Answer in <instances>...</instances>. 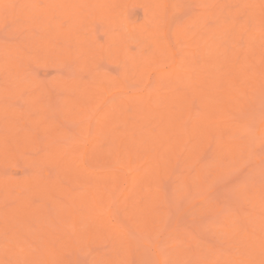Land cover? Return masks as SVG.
Returning a JSON list of instances; mask_svg holds the SVG:
<instances>
[{
  "label": "rangeland",
  "instance_id": "rangeland-1",
  "mask_svg": "<svg viewBox=\"0 0 264 264\" xmlns=\"http://www.w3.org/2000/svg\"><path fill=\"white\" fill-rule=\"evenodd\" d=\"M18 1L19 0H17V1L16 0H13L12 4L9 2L8 5L6 4V5L2 6V7H0V16H1L0 17V105H1V109H0V153H1L0 154V158H1V160H0L1 161L0 162V213L2 214V215L0 214V216H1V218H0V221L1 222L0 223H3L0 226L1 227H4V228H2V232H4L5 230H6V232L8 231L7 234H5V233L2 234V232L0 231V240H1L0 241V248H2V250L0 249V251L4 252L3 251L4 248H5V250H7L8 249V245L7 244H9L10 242H12L11 239H8L11 236V234H12L11 233V229L9 227H5V225H4L5 220H6V223H9V225L14 226V230H16V231L18 230V233H20L23 236L22 237V242L20 241L19 244L16 245L15 250L17 251V254L20 255V254L28 253L29 251L30 252L33 251L32 253L36 257V259H35L36 261L35 260H32L31 262L30 261H26L25 264H47V262H48L47 259H49V261L52 264L55 255H54V257H52V259L49 258V257L53 253H55V254L57 253L56 254V258L57 259L59 258V260H57V259L55 260L54 259L55 262L53 264H67V263L68 264H96V263L97 264H104V262L107 261L106 259L111 258V257L114 258L113 257L114 255H115V257H117L116 259L118 260V261H116V259H115V262L117 264H118V262L120 264H122L121 261H125L126 257H125L124 260H121V258H124L125 255H128V254H124L122 252H124V251L127 252V247L126 246H127L129 240H133V241L136 240L139 243H142L143 242L142 243L143 245H141L142 247H140V245L137 243V247H139L140 249L139 248H136V249H133L132 248L133 250H135V252L138 251V250L141 251L142 248H143V250H142V252L138 251L137 252L138 254H136L134 252V255L132 254V256H130L129 258L127 257L126 261L129 259L128 260L129 261V264H141V261L139 262V260H140V258L142 260V255H145L143 257L146 258V259L144 258L145 260H142V263H144V264H147V263L148 264H163V263L164 264H179V263H177L179 261H180V264H181V261L182 260H183L182 261V264H183V262H184V264H202L201 262H203V264H211V262H212V264H214V263L215 264H233V261L236 262V263H238L237 261L239 259L242 262L243 261V258H244V260L245 259L250 260L248 264H251V262H252V264H254V263L257 264L258 262H261V260H262L261 258H262V255H263L262 254V251L260 252L261 254L258 253L260 255H258L256 253V256H255V254L253 256V254H252V257H251V255L249 253H247L248 252L247 250L251 249L252 246L255 245L258 242L257 239H263L264 238L263 235H262V233H261L264 230L263 229L264 228L263 227L264 225L263 224H260V221H259L260 216L261 215L262 216L264 215V203H262V202H264V175L260 176L261 175V172H260L261 169H264V165H263L264 164V142H263L264 140H262V139H264L263 138L264 137V131H261V125L264 122V91H260L259 93H257L259 91V88H257V85H256L255 82L260 79L258 76L257 77L259 79L257 78V80L254 82V81H252V79L249 80V78L246 79L245 77H242V73L241 72H239V74L237 73L238 74V78H239V82L242 83L241 86L242 85H245V86L243 88L240 87L239 86V82H238V84L235 85L236 87L238 85V88H235L236 90L234 89V84H233V86H231L236 91V92L234 91L235 93L233 94L234 99L232 100L233 97L230 96V97H232V98H230L228 96L229 98L228 97H226V98H228L229 100L231 99L230 102H232V103H230L229 101H226L225 103L228 104L226 106H228L229 109L232 107L231 109H233V110H231V109L229 110L228 108H225L224 107L226 109V112H225V115L222 114V115H224L223 117L220 114V112L223 113V110L224 109L223 110L221 109L220 112H219V110L218 111H215L216 112L215 115L219 112V116L217 115V118H215V119H219V121H222V122L225 121L223 123H228V126L230 128H228V131L227 132H229V133H231V130L233 129L232 127L236 126L237 120H239V123H237V124L240 125L241 128H242V126L243 127L246 126L245 129H246V131L249 134V135L247 134V136H246L245 133H243L242 129H235L236 130V133L235 132L231 133L230 134V137L228 136L229 138H227L226 136H223L224 141L225 140H229L227 142H230V140L231 141H234V139L237 140V141L239 140L238 141V144L236 143V141H234V143L237 144L236 146L238 148H242V146L246 147V148H244L245 149V152H243V153H242V151H244V149H237V147H236V150L237 151H239V150L241 151L242 150L241 151V154H242V157H243V158H241V156H239L240 157L239 159H234V161L235 160L238 161L237 163H235V162L232 161L233 160V158H232L233 156L232 157L231 156H228L227 153H226V151H227L226 148H222L223 147L222 145L220 147L222 148L223 151H225V152H223V153H225L224 154L225 156L222 155L223 153L220 154V156H218V158L220 157L221 161L218 162L217 155L214 156L215 155V151H214L213 145H212V144L215 145L216 142L209 143L210 141H213L214 138H215V141H216L218 139V138L216 139V137H218V136L214 137L215 136L214 135V136H212L211 139H208L207 138L208 139V142L206 140H203V139H205V137L204 138L202 137L201 138L202 139L201 141H204V142L206 141L205 142L206 143L205 146L208 145V147H206L207 150L205 148H203L205 146L200 147V146H202V142L200 141L201 144L198 145L199 148H200V151H198L199 149H197L196 150V153L194 152L195 154L192 155V157H189L191 155H188L187 153L184 154L183 151H186V150L183 149L181 151V153H177L176 154V156L179 157V158H177V159H179L178 162H177V160H174L172 158V157H174L175 153H173V151H171V150L168 151L167 156L170 155V162L172 163V165H171L172 167H169V169L168 168H163L162 169V173H161L162 177H164V176H166V177L165 178H159V181H158V179H155L158 182L157 181L154 182L155 181L154 180L151 183H149V186H146L147 184L145 185L143 183L144 181H142L141 179H142V177H144L145 174H147V172H146L147 169L145 170V168L146 167L148 168V166H150V164H153L152 161L154 159H152V158L155 155L156 150L158 149V145H159L158 144L159 142L155 141V138H153L152 132L159 131V127L161 128L163 126V124L166 122V120L168 119L163 114H158L151 121H149L148 123L143 124L142 126H135V127H132L131 126V127H129V129L126 127L125 123H123L121 120L118 119L115 122V126L113 125V128H114L113 131L116 129L115 130L116 133H115V131L114 132L113 131L110 132V134L111 133L112 134L114 133V134L120 135V139H124L123 145H125V144L127 145L128 143L131 144L134 139L136 141H140V142L143 140L142 142L144 144L141 143L142 145H139V146L138 145L137 146L135 145L136 148H134L132 150L133 159H134L133 160V163H137L138 164L139 161H140V163L142 162L141 165H140V163L138 164L140 166L139 172H135V171L133 172L134 169L133 170L130 169L131 171H127V172L124 171L126 169H129L127 167L124 170H119L120 171L119 172V171H117L118 169L116 167V163L113 162L112 160L110 162H108L109 159L107 161H105V162L110 163L108 167H105L106 165L104 163H101L100 165H97L98 163L101 162V161H99L101 159H99L98 162H96V165L97 166H95L94 162H93L92 165H90L91 166V169H92V167L94 168V166H95V168L92 169V171H94V172H88V173H86V171H84L85 172L84 173L85 174V180L84 179L82 180L83 183L85 181L84 184H78V183H81L80 180H78V181L77 180H73L75 182V184H73V183L71 184L70 182L69 183L67 182L68 179L66 180V177L67 176L65 177V175H64V171L65 170L62 168L63 169V171H62V169L60 168L61 166L60 167L55 166L52 163V160H51V156L54 153V152H52L53 148H56L55 149V151H56L57 150V147L59 148L62 145L63 147L66 148V149L64 148L66 150L65 151L66 152V155L69 153L68 155L70 156V153L71 154L72 153L74 154L73 151H75V155H73V154L72 155L73 156H76V154L79 151V149H80L81 146H82V148H87V146L89 147V145H91V143L93 142L92 139L94 137H95L94 138V140H95L94 143H99V145L103 146L104 148H105V146H107V148L110 147V146H114L115 147L116 146L115 144H117L116 142H118L117 138H116V140L113 141V139H111L112 138L111 136H113V135H110V136L107 135L106 136L104 134H101V130H100V132H98L99 130H97V128H94L95 126L94 127L93 126L91 127V130H90V131H92V132H90V135L92 134L91 135V138H90V135L85 136L86 133L80 134V133L77 132L78 130L75 129V128H77L79 126L80 121L81 122L83 121L82 124H85V122H88L89 121V122H91L92 125L95 124L96 127H98L99 125L101 126L100 123L102 122V118H100L101 116H99L98 113H101V111H104V109L107 108V106L109 107L111 103H113V102L115 103V105H113V107L115 106V108L118 109L116 113H118V112L119 113H124L125 111L124 112L123 111L121 112V109L122 110H125V107L127 108L129 106L126 109V112L128 111V113L129 112L132 113L131 115H129L132 118L129 117V119L131 118V121H136L138 119V117L136 118V117H134L132 115H134L136 113L135 111L137 110L138 106H137V108L135 107L136 110H133V109H135L133 104H131V108H130V105H129L130 103H128V105H125V104H123L121 106H118L117 105V107H116V102L118 103L121 99L126 100V98H127L126 96H128L129 94L130 95L131 94H135L134 95V97H135V96H137V95H139L141 93H144L143 91H149V90L151 91L152 90V92H154L155 89H156V91H159L160 93H162V96H163V94L164 95H173V94H175V93H172V91H174V90H176V91L178 90V93H179V89H182L180 91L186 92L187 89L186 88L184 89V85L181 82H179V81H176V84H178V87H176V88H175L176 84H175V86L172 85V87H170L169 85H167L168 83L166 84V82H165V86L163 84L158 86L157 85V82H156V79H155L156 78V75H154V71L151 73L150 76L147 75L148 73L145 74V76H143L144 78H142V76H141V78H142L141 82H140V80L135 81L137 79L136 76H135L136 79L134 78L135 80H132L133 78H131L132 76H130L129 79H131L132 81L131 80L129 81L128 78H125L127 80V82L128 81L131 82L130 83V86L128 85L129 84L128 83V84H126L123 87L125 89H121L122 88L121 86L124 85V83L126 82L125 79H124V81H125L124 83H122L120 81H119V83L118 82H115V83H118L119 84V87H121V88L119 89L117 87V89H119V90H117L116 89L117 84L115 85V83H114V86L115 87H113V86L111 87L113 89V93H112V91H110V86H109L108 91L107 92L105 91L106 92V96H105V94H103L104 91H100L99 92L97 89H95V88H98L99 85H101V80H100V78L97 77V74L99 73L96 70L97 68H98V70L103 71L102 77H103V75H106V73L108 74L109 77L110 76L112 77L113 75H114L113 77H116L117 76L116 77L117 79H118V77L121 78V76L124 77V74H123L124 71L123 70L127 71L126 67L129 69L128 72H130V73L133 74V72L135 71L134 63L132 64V66H133L132 69H131V66L129 68V65L132 63L131 58L133 59V54L134 55H137L138 53L141 52L143 54L145 53L144 55L145 56L147 55V57L150 56L154 52V51L153 52H150V51H151V49L153 50L155 48V46H154V43L148 42V41H151V40L153 41L152 38H154V37L156 39V37H157L156 34L158 35V33L160 34L159 35L160 37L158 36L157 38H161V40H163L165 42L164 38L166 37L165 39L166 40L168 39V42L170 43L169 45L171 47H173V49L176 51L177 54L179 53L178 56L185 57V59H183V61H187L186 60V57H190V59H191L192 58V54L194 52L197 53V55L195 54L196 56L193 54L194 58H196V60H194V61L195 62L197 61L196 62V67L190 68V67H193V65L195 66V63H193L192 65L189 64V65H191L190 67H189V65H187L191 70L193 69L192 70V74H193L194 79H195L196 73H197V75H200L202 73V75H200V77L198 76L199 78H201V76H203V74L205 73L204 71L207 68V65H205V66L203 65L207 61L205 60V58H201V55H202L203 51H205V49H206L205 52H207L206 55L208 56L209 49L212 48L213 44H215L216 42H218V43H216V46H218L217 50H218V54H219V55H217V54L216 55H217V58L220 61V63H222V65L220 64L221 66H218V67H220V69L223 68L222 66L225 64L224 62L228 61L229 59H233V57L236 56L237 54H239V56H238V58L236 60V62H238V64H239V61L242 59L241 56H244V55L246 56L247 55L251 59H253V63H255L254 65L258 66V67L253 66V67H256V69L260 67L259 64H261V66L264 65V64H262L260 62L261 59H262L261 61L264 60V51L261 50L262 47H264V11H263L264 9H262V11H261V9H258V7H256L257 10L254 9L255 7H253L254 12H251V10H250L252 8V6L250 4L253 5V3H255V2L259 3V0H253L252 2L250 0H248L251 3L250 4L248 2L247 3L251 7L247 5L246 0H245V3H244V0H213V2L211 1V3H207L206 0H205V3H204L203 0L202 1L199 0L200 2H203L204 5L206 3L209 4V5H212L214 2H216L217 5L215 3H214L215 4L214 6H209L208 5L209 6V10L208 11L209 12H212L213 11V9H211V7H214L216 9L219 8V9H217V11L219 10L218 11V14L220 13L218 15V17L213 12L212 13V16L214 15L215 19H214V17H213V19L212 18H209V17H208L209 19H206L207 17H205L203 19L204 16L203 17L201 16L203 20L201 18L200 19H197V18H199L198 16L200 15V13H203L204 14L205 11L207 12V9H208V6H206L207 4L204 7L205 9L206 8L207 9L204 11V9H203V6L204 5L201 4L200 2L197 3L196 1H198V0H184V1L183 0H178V1L172 0L171 1L172 4L171 3H168V1L170 2V0H166V1L165 0H162L164 2L163 4L165 6H163V4H160V7H161V5L163 7H165L163 9L161 7L162 11L164 9H165L164 11H167L168 10V12L167 13L165 12V13H166V15H168L167 17L169 19H171L170 20L171 22L168 23V25H167V22L169 20L167 19V21H166V19H165L166 17H163V16L161 18L158 17V19L160 18L159 20L161 21L162 24L165 23L163 25L164 27H159L160 26V21L157 20V19H155L159 14H160L159 16H161V13L158 14V12H157L158 15L155 14L152 18L149 17L150 16V15H148L149 13L148 14L145 13V10L146 9H147L146 12L150 11V10H148L149 9L148 7L146 8V6H147L148 3H149L148 6H150V9L152 11V6H154V0L153 1L152 0H148L149 2H147V0H144L146 2L141 1V0H134V2H132V3H130V1H133V0H126L125 2L127 4H125V3L124 4L127 5V6L125 8H124V4H122L123 2L120 3L121 0H119V3H118V0H113V1L112 0H108L109 3H110V6L113 5L112 8L114 10L116 9L115 12L118 11V16L114 12V14L116 15L115 16V19H114V22L116 20V22L118 21L117 23H120L118 25L115 22V24H117L118 27L121 26V27H119V29H118V27H116L115 29H113L115 24H113L112 21L110 22L108 20V19H112V17L111 18L109 17L107 19L105 17L106 15L104 16L103 13H100V12L97 15H96V13H94L96 16L94 14L90 16V14H88L90 10L89 9L87 10L85 5H84L85 7L82 6L85 2L83 4H81L80 3L81 1L80 2L77 1L79 7H81V10H80L81 12L79 13L80 14V17L79 18H81L82 22L80 20H77V18H76L77 22L75 20V16L74 15L77 14L76 13L77 12L76 11L77 8L75 10V8H73V7L71 8L70 7L67 10V12L64 13V12H61V7H60L59 4H57L55 6H59L58 7V10H56L58 12H56V14L54 15L55 26L57 27V29H60L59 28V24L61 25L62 29H64V30L65 29H70L72 27L74 28L76 26L75 28L77 29V27H78V29L77 30L75 28L74 29L76 31H78L77 34H81L80 32L83 31L82 32L83 35L81 34L82 35L81 38H84L85 35H86L85 36V39H87L86 38L87 36L90 37V38H92L90 40L88 39L89 40V43H90V41H92L91 42L92 44H88V46H86L87 45V43H86L87 41H84L83 42V43L86 44L85 46L87 47V49H86V47L84 49L83 43H82V45L81 44L79 45V43L77 44V42H76L77 38H76V36L73 37V35H74L73 33L71 35V37H73V40H72L71 37H67L66 36V34L64 33L65 31L58 30V35L59 36H58V38H56L57 37L56 36L57 30H56V33L53 35L54 37L53 38L51 37V39H50V43L53 44V41H54V45L56 46L57 44L60 45L61 43H63L64 42V39H66V40L69 39L68 40L69 41L68 44H70V45L68 47H69V49L72 48V49H70L71 51L69 50L71 53H68V51H67L68 49L65 50L64 52L71 55L72 54V51L74 50V54H72L73 56L71 55L72 57L70 55H68V54H65L64 55V53H61V52H63V44H61L62 46H60V47L58 45L59 48L62 47L61 48L62 50L60 49L61 52L59 50H57V49H59L58 47H55L54 45L53 46L56 48V50H54V53H55V51H58L59 52V53L57 52L56 55L58 54L59 56H62V57H64V56L67 55V57H64V59L65 60L67 59L68 62L70 61V63H69L70 65H68V62H66L62 57H60V59H62V61L64 63H62V64L60 63L58 65L57 64V62L59 61V56L58 55H57L58 56V60L57 61H56L57 58L54 57L53 54L52 55L48 54L50 56H47V58H45V56L47 54V52H46L47 51V48L45 49V47L43 45L45 44L44 43L45 39H47V35H45L46 30L45 29L43 30L42 28H44V27L42 26V28H41V25L37 24V21H39L38 19H40V21H42L44 19V16L43 15H35V11H37L39 9V6H40V8L48 7V6H46V3H47V5H49V4L51 5V4L54 3L55 0H42V1H40V0H30V1H32L31 2L32 3L31 7L33 5H35L36 7L34 6L35 8L34 7L33 8H30V7H28L26 5L28 9L24 6L25 8L23 10H22V7H19V6H23L24 5L23 4V1H26V0H22V1L20 0L19 1V4L17 5ZM61 1H63V0H61ZM151 1H152V3H150ZM156 1H155V3H156ZM158 1H161V0H158ZM158 1H157V5L159 3ZM241 1H243V3ZM261 1L264 3V0H261ZM165 2H167V3L165 4ZM223 2L225 4V6H222L221 5ZM15 3H16V5H15ZM39 3L41 5H39ZM160 3H162V2H160ZM179 3H181V4L179 5ZM120 4H122L123 7H120V6H122ZM169 4H170L171 7H169ZM174 4H177V5H174ZM242 4H243V6H242ZM43 5H44V7H41ZM118 5H120V6H118ZM219 5H221V6L219 7ZM244 5H246V7H244ZM260 5L261 4H259V5L257 4V6H260ZM177 6H179V7H177ZM92 7H94V6H92ZM117 7H120L121 10H120V8H117ZM167 7H168V9H167ZM174 7L176 9H170V8H174ZM225 7L227 9H225ZM122 8H123V10H122ZM154 8L157 9L158 7L155 6ZM220 8H222L221 10H223L224 12L223 11L221 12L220 11ZM263 8H264V4H263ZM15 9L19 13H17ZM29 9H31V10H29ZM24 10L25 11H27V10L30 11L35 16H29L28 15L29 17H31L30 19H29V17L26 18L24 16H21V13ZM169 10H170V12H169ZM210 10H212V11H210ZM258 10L261 11V12L259 14H256V13L259 12ZM25 11L22 13L23 15H25V14L27 15L28 14V11H27V13ZM73 11H75V12H73ZM95 11H96V7H95ZM119 11H122L123 13H120ZM158 11H161L160 8H159ZM96 12H98V11H96ZM153 12H154V10H153ZM153 12H152L151 15L154 14ZM209 12H208V15L210 14ZM250 12L253 15H251ZM119 13L124 18V20L122 19L123 20L122 21L123 24L121 23V21L118 20L119 18L120 19L122 18L119 15ZM165 13H162V15L163 14L165 15ZM221 13H223V15H221ZM196 14H198V16ZM216 14H217V12H216ZM102 15H103V17H102ZM194 15L197 16V18H196L197 20H195V19L194 20L193 19L191 20V17H194L195 18ZM208 15H206V16H208ZM77 16H78V14H77ZM209 16H211V15H209ZM99 17H101V18H99ZM145 17H148L150 19V21H149V19H147V23L148 22L151 23L153 21V19L155 20V22L156 21H159V22H156V25H159L158 27L156 26V28L154 26L155 22L151 23L150 25H148L149 23L146 24V22H144L145 25L148 26V28H152L153 27V30H155L156 32L153 31L152 33L155 36L153 35V37L151 38L150 35L152 36V34H149L150 32H147L148 30H146V32L148 34V35L147 34L145 35L147 37V41L145 42V40H143L144 39L143 38L144 35H143L142 38H141V36H139L141 38V40H143V42H140L139 41L140 38L138 37L139 34L137 36H134V37L131 36L132 35L131 34L130 35L131 37H129V40H128V43L129 44L127 43V45L129 47L126 45L127 48H124V50L125 49H128V53H127V50H126V51H124V53L126 52L127 55L126 54H123V57L125 55L127 56V57L125 56L126 58H125V63H124L126 66H124V65L122 66V64L124 62V58L123 57H119V55H118L119 53L118 54L115 53V52H117L115 50H118V49L113 50V48H115L116 46L118 47V43H117L116 39H115V41H111L112 39H110V38L112 36L116 37L115 35L117 34V31H119L120 33H123V34H126V35L129 36V34L132 32V30H130L131 32L129 31V29H130L131 26L130 27H128V26L127 27H124L125 24L126 25L128 24L127 19L129 21V24L128 25L132 24V26H133V25H136V24H139V23H140V25L141 24L144 25L143 24V21L144 20L146 21V18ZM25 18L26 19H29V20H26ZM102 18H105V19L103 20ZM162 18L165 19V22L164 21L162 22V20H163ZM30 20L31 21L34 20V23L32 24ZM201 20H202V22H200ZM225 20H226V22H225ZM185 21L187 22L186 24H185ZM188 21L189 22L190 21H192V22L194 21V25H193L192 22L188 23ZM124 22H126V23L124 24ZM196 22L197 23L200 22V24L198 23V25H197ZM30 23L33 26H37L36 28L38 30L36 28H34ZM191 23H192V25H191ZM226 23H228L226 25L227 28L230 26L228 29L225 28L226 26H224V24H226ZM15 24H16V26H15ZM34 24H36V25H34ZM162 24H161V26H162ZM174 24H175V26H174ZM188 24H190V26H188ZM38 25H39V27H38ZM49 25L50 26H54L52 23H49ZM140 25H139V28H142V26L140 27ZM166 25L168 26V28H166L167 27ZM178 25H180V26H178ZM184 25H187V30L188 31L189 30L192 31V32L191 31L188 32L189 34L192 33V36L191 35H186V32L183 31L185 33L183 35H186L187 36V37L184 36V38H183V35L181 36V34L179 35V34H176V32H174L175 29H177L178 27H181L182 28ZM14 26H15V29L14 30H16V29H18V30H16V31L12 30L14 28ZM30 26L33 27V28L31 29ZM147 26H145V27H147ZM173 27H175V28H173ZM214 27H217V28L220 27L219 30H218L219 33H217V31H216L217 29L214 28ZM123 28L127 29L129 32L127 30L123 29ZM157 28H159V30L161 29V31L158 32V33H157V30H158ZM212 28H214L216 32ZM108 29H109V31H108ZM110 29H111V31H110ZM165 29L167 30V33L168 34L170 33L171 35L169 34V36H168L167 33L165 32ZM223 29H224V31H222ZM232 29H233V31H232ZM33 30L35 31V34L32 32V35H31L30 33ZM168 30H169V32H168ZM209 30H210V33H211V31H214V32H212V34H214V35L218 34V35H216V36H213L212 35L211 36L210 33H209ZM76 31H74V32H76ZM125 31H127L128 33H126ZM185 31H186V29H185ZM135 32H136V30H135ZM172 32L174 33V36H172L173 35ZM107 33H111L110 34L111 36L109 35V37H108V34ZM33 34H34V36H33ZM144 34H145V32H144ZM177 35H179V37L181 36L179 38V40L182 41V42L178 41V39L176 38ZM197 35H198V38H199V36H201L199 38L200 40H202V39L203 40L202 41L196 40V39H198L197 38ZM248 35H249V37L250 36L252 37L251 39H254V40H251V43H249L250 45L248 44V41H246L249 38ZM38 36H42V37L39 38ZM77 36H80V35H77ZM148 36L150 37L149 39H151V40H148ZM162 36H163V38H162ZM190 36H191V38H190ZM36 37L38 38L37 41H39V42L41 41V43H39V42H37L38 44L36 43V40L34 39ZM136 37H138L139 39H137ZM181 38H182V40H181ZM193 38H195V40L197 42L200 41V43L198 42L199 44L197 43L198 46L196 48L194 47L196 45V44H194V43H196V41ZM210 38H211V40H212V38L213 39H216V40L219 39L221 42L219 40H217V41L215 40L214 41L215 43H212L211 40H209ZM57 39H59L58 41H60V42L56 41L58 43H55V40H57ZM60 39H63L62 40L63 42ZM85 39H83V40H85ZM29 40L32 41V44L29 42ZM42 40H44V41L42 42ZM70 40H72L71 42L73 44H71ZM192 40H194V41H192ZM74 41L76 42V48H77V45H78V48H81L82 47L84 49V52L82 51L83 55H82L81 59L86 57V59L87 60L89 59L90 62L88 60V63H87L86 59H85V62H82L83 59H82V61L81 60L80 61H77V60L75 61L74 60V59H79V58H75V55H77V54L80 55L79 53H81V52H79V51L82 50V48L80 50H78V51L75 49V46H74L75 43H74ZM110 41L113 42L114 44L113 43H110ZM138 41H139V43H138ZM189 41L191 42V44H194V45L191 46L190 43H189ZM249 41H250V39H249ZM24 42L25 43H28V44H26L27 46L24 45L25 44ZM65 42H67V41H65ZM93 42H94V44H93ZM105 42H107L106 44L111 45V48H110V46L106 45ZM252 42H253V44H252ZM16 43H17V45H16ZM34 43L37 44V45H35ZM100 43H102L103 45L105 44L104 47L107 50V52H109V55L111 54L110 56H108V53H107V56H105L106 55V50L104 49V47H102V44H100ZM178 43H179V45H178ZM14 44L16 45L17 48H19V47L22 48V46H23V48L22 49L21 48L17 49L14 46ZM125 44H124V47H126ZM18 45H22V46H18ZM96 45H99V47L97 48ZM112 45L113 46L116 45V46L113 47ZM174 45H175V47H174ZM95 46L97 48L96 50H95ZM36 47H37V50H36ZM68 47H67V45H64V48H68ZM89 47H90V49H88ZM204 47H205V49H204ZM29 48L32 51H30ZM38 48H41L42 51H41V49H38ZM102 48H103V51H102V53H100L101 50H102ZM202 48L204 49L203 51L201 50ZM23 49H25V50H23ZM108 49H110L111 51H113V53L110 50H108ZM22 50H23V52L24 51L25 52L28 51L29 53L31 52V54H34V52L36 50L35 53H36L37 56L31 55L32 60H31V57H29V60L30 61H26V58L21 56ZM44 50H46V51H44ZM75 50L78 52L77 54H76ZM87 50H89V51H87ZM131 50H132V52L134 51V53H132V55L130 56L129 54H131ZM136 50L138 51V53L135 52ZM186 50H188V51L186 52ZM197 50H199V51H197ZM200 50L202 51V53H201V55L198 56V54H199L198 52H200ZM93 51H95L94 52L95 53L94 56H93V54H94ZM190 51L191 52L193 51L192 54H190L191 53ZM6 52H12V53L7 54L9 56L11 54V57H12L11 62L15 61V58L17 59L18 57L21 58L20 60H23V63L25 61V64L22 65L21 64L22 61L19 60L20 65L18 64V67H20L21 69L22 68H24V69H22V71H17L18 73L21 72V73H19V75L17 74L18 76L15 74L16 73L15 72L16 70L14 69L15 66L14 67H13V65L12 66H9V64L11 65V62L9 61L11 57L8 59V57L5 55ZM28 52H26V53H28ZM103 52H104V55H103ZM42 53H43L42 56L44 58L42 56H40ZM60 53L62 55H60ZM185 53H186V56H185ZM240 53H241V55H240ZM116 54H117V57L115 56ZM143 54H141V56ZM212 54H214V51L210 55H212ZM128 55H129V57H128ZM3 56L7 57V59L5 57H3ZM92 56H93V58H92ZM218 56L221 57V58H219ZM229 56L231 58H229ZM33 57L35 58L34 60H33ZM38 57H40V60H37V59H39ZM199 57L203 61H201ZM24 58H25V60H24ZM91 58L93 59V61L91 60ZM120 58H123V62H122V60ZM223 58H225V59H223ZM190 59H189V61H190ZM2 60H3V62H2ZM71 60H73V62ZM207 60H208V57H207ZM8 61L10 63H6ZM55 61H56V63H55ZM62 61H59V62H62ZM27 62H29L30 64L27 63ZM78 62H80L84 66L81 65ZM190 62H192V61H190ZM228 62L230 63L231 60L228 61ZM4 63H5L6 66L3 65ZM84 63H87V65L84 64ZM93 63H95L96 65L93 64ZM160 63H162V64H161L160 68L158 67V69H162V68H164L166 70L171 69L172 63L170 61L163 60ZM78 64H80V65H78ZM7 65H8V67H7ZM93 65L96 66V67H92ZM199 65H201V67H199ZM64 66H66V67H64ZM86 66H88V67L90 66L89 67L90 69H94L93 71L91 70L92 73L97 71L95 73V75H94L97 78V80H96V78L94 79V77L92 78L93 74H91L89 68H87V70H89L88 72L90 74L88 72H86L87 71L86 70ZM187 66L185 64V67H187ZM9 67H11V68H9ZM188 67H187V69H188ZM69 68L73 72L72 71L71 72H68V71H70ZM182 68H184V66ZM182 68L180 69L181 70V73L182 74H186L187 69H182ZM5 69H6V71H5ZM11 69H13V70L11 71ZM158 69H156V71ZM201 69L202 70L204 69V71H202ZM23 70L24 71L27 70V71L23 72ZM131 70H133V71H131ZM200 70L202 72H200ZM218 70H219V68H218ZM13 71H14V73H13ZM197 71H199L200 74ZM27 73H29L30 75L32 74L31 76L28 74L30 76V78L27 76ZM130 73H128V74H130ZM188 73H191V71L188 72ZM262 73L264 74V71ZM262 73H260V74H262ZM8 74H9V76H8ZM109 74H112V75H109ZM155 74H156V72H155ZM15 75H16V77H15ZM98 75H100V74H98ZM26 76L29 79H27ZM17 77H18V80L16 81ZM32 77H34V78H32ZM67 77H70L72 80L74 78H77L78 79L77 82L80 84V86L82 85L81 87H83V84L87 81V79H89V80L92 79L91 81H93V79H94L93 82H88L89 81L88 80L86 83L87 84L88 83H91L92 85L89 84L87 86H90L91 85L90 86V88H91V87H93L96 84L97 87L91 88L93 91L90 90V88L87 89L89 91H87L86 88H84L82 90L83 91L82 93H84V90H85V93H87V92L90 93L92 91V93H90L88 95L89 96L92 95V98H91V96H90V98L93 100L95 98L94 96L97 93H98L97 96H99V93L102 92V94L100 95V98H102V96H105V98H106L105 99L103 97V99H102L103 100V103H101L102 102V100H101L100 103L98 102L99 104L98 103L95 104V105H98L99 107L98 106H94V108L97 107V109L96 108H95V110L91 109L92 112L89 113L90 116L86 115L87 118L84 117L85 116L84 114H86L88 112H87V110H86V112L84 111L85 112V113H83L84 116L82 115L83 120H82L81 115H80L79 112H78L79 114L77 115L76 118L68 119V120H67L68 117L64 118V116H65V114H63L64 112H61L64 116L60 113V111L64 107H66V111H67V108L70 106L69 104H71V103H69V102H71V101H69L71 98L72 99L73 98H76L77 99V97L74 96L75 95V91L73 92V90H71L70 88L66 87V85H64V84H66L65 81H70V79H68ZM104 77H106V76H104ZM145 77L148 78V79H146V81H145ZM196 78H197V76H196ZM82 80L83 81L86 80V81H84V83H82L83 82ZM195 80H196V82L198 81L197 79H195ZM80 81H81V83H80ZM97 81H98V83H97ZM133 81H135V83ZM205 81H206L205 78L204 79L201 78V81H200L201 83L199 81H198L199 84L198 83L196 84V82H194V81H193V83L195 85H199L200 86V89H201L202 87L205 88V85H204V82ZM248 82H250V84L254 86V87H252V89L250 88V86L249 87L247 86V85H249ZM260 82H262V81L260 80ZM62 83H64V84H62ZM262 83H264V82H262ZM201 84H202V86H201ZM18 85H20V87L17 89ZM111 85H113V83ZM255 85H256V87H255ZM127 86H128V88H127ZM199 86L197 87V89L199 88ZM22 87H24V88H22ZM99 87H101L100 90H103L102 86H99ZM163 87H166V88L164 89ZM173 87H174V89H173ZM246 87H248V88H246ZM261 87H264V86L261 85ZM65 88H67V91H66ZM126 88L128 89V91H127ZM137 88H139V89L141 88V89L140 90L138 89V91H136ZM170 88H171V90H170ZM220 88H222V87H219L218 92H219ZM237 89H240V91H238ZM261 89L264 90L263 88H261ZM250 90H253V91H250ZM94 91L97 92V93H94ZM120 91H121V93H120ZM208 91H210V90H208ZM221 91L222 90H220V92L217 94V96H219L221 98V99H219V102H221V100H222V102L225 101V98L224 97L227 96V95H229V94L231 95V93H232V92L231 93L228 92L229 94L228 93H225V96H224V91H222V92ZM230 91H233V90H230ZM189 92H190V95H188V96H190L191 98H193L192 99L193 101H191V102H194V103H191V111H189V113L191 115H193V117H191V118H190V116L187 117L188 114H186L187 115L186 117L188 118L190 125H187V123H185L187 125V127H186V125L184 124V126L186 128L185 131L187 130L188 127L193 126L191 124V122H190L191 120H192V123H193V122H195L200 117L201 110H199V109L200 108L202 109V107H199V106H200L201 103H203V101L205 99L204 97H202L203 98L202 99L201 96H200L198 98H195V100H194L193 92H191V91H189ZM82 93H80V94H82ZM111 93L113 94V96H112ZM78 94H79V92H78ZM80 94H79V97L80 98L82 97L83 100L81 99V102L80 101L79 102H76L77 104H74V105H78V103H80L79 107H82V101L87 104L88 102H86V100L88 99L89 96L87 95V98H86L85 97L86 95H84V96L82 95L81 96ZM222 94H223V97H222ZM27 96L30 97V98L29 99L27 98V100H26V97ZM97 96H96V99H100ZM117 98H118V100H117ZM198 99H199V103H200V101H202L200 104L197 101ZM235 99H238L237 101L239 102V104H237V101ZM110 100L113 101V102H110ZM67 101H69V102L67 103ZM75 101H77V100H75ZM87 101H89V100H87ZM94 101L96 102L95 99H94ZM132 101H133V99H132ZM233 101H235L234 105L233 106L232 105L229 106V104H233ZM240 101H241V103H244V105L241 104ZM89 102H91V101H89ZM106 103H108V104H106ZM225 103H224L223 106H225ZM245 103H246V105H245ZM102 104H104V105H102ZM41 105L43 106V108H42ZM192 105H193L194 108H192ZM240 105H243L244 108H246L248 106L246 110H243L244 111V115L241 113V110L243 108H242V106L240 108L239 107ZM84 106H85V104H84ZM87 106H89V105L87 104ZM160 106H162V104ZM113 107H111V108H113ZM172 107L174 108L175 105L172 106ZM75 108H77V107H75ZM75 108H73V109H75ZM139 108H140V106H139ZM237 108H239V109H237ZM81 109L82 108H80V111H81ZM85 109H87L86 106H85ZM88 109H89V112H90V108H88ZM7 110L9 111L8 113H7ZM12 110L13 111H16V112H13L11 114L10 111H12ZM131 110H133L134 112H131ZM56 111H57V113H55ZM235 111L237 112V115H234L235 114ZM51 112H52V114H54V113L55 114L52 115ZM14 113H17V114H14ZM12 115H19L18 116L19 118L18 117H15L14 118V116H12ZM91 116H93V117H91ZM195 116H196V118H195ZM23 117H24V119H23ZM27 118L28 119L31 118V119H34V120H36V119L39 120L40 119V121H38V123H37V121L31 120V119L28 120ZM193 118H195L194 121H193ZM227 118H228V120L230 119V122L231 123L228 120H226ZM236 118H238V119H236ZM59 119H62V120H59ZM94 119H95V121H94ZM99 119L101 120L100 122H99ZM30 120L31 121H34L35 123L32 125L31 123H33V122H31ZM231 120H233V121H231ZM10 121H11V124L13 126H15V128L12 127V125L9 124ZM41 121H44V124L48 125V127L50 125V129H48V128L47 129L50 130L49 132H51L52 134L47 135V132H43V134H42V131L43 130L41 131V133H38L40 131H38L37 128L41 127L40 125H42V123H43ZM45 121H49V123H46ZM51 121H52V123H51ZM69 121H72V123H74V122H79V123H76V125L77 124L78 125L75 127ZM96 121H98L97 124H96ZM55 122H56V124H55ZM121 122L124 125H122ZM186 122H188V121H186ZM21 123L26 124L25 126L28 129H30L29 127L31 126L30 131L26 130L25 127H24L25 130H24L23 127H22L24 124L21 125ZM214 123H219V122H216L215 121ZM245 123L246 124L249 123V124L246 125ZM8 124L10 125V128H9ZM36 124H37V127L35 129L33 127H35ZM53 124H55L54 126L58 125L56 127L58 129L61 127V129L58 130L57 128H55L53 126ZM229 124H231L232 127ZM20 125H21V127H19ZM11 127L13 128L14 131L15 130L16 131L13 132V130L11 129ZM124 127H126V129ZM148 127H150V130L151 131H148L149 130ZM156 127H158V128H156ZM153 128H156V129H154V131H153ZM77 129H79V128H77ZM144 129H146L147 132H145ZM21 130H22V132H21ZM132 130H133V132H132ZM24 131L25 132L28 131L29 133H32L31 134L32 135V138L29 139L28 136H23L22 137V134H23ZM32 131L33 132L34 131L37 132L39 134V136L40 135H45V136L49 137L50 139H46V137L43 138V136L42 137L41 136L38 137L39 140H37L38 138H36V137L34 139L33 137H34V135L37 136V133H35V132L33 133ZM56 131H59L60 133L59 132H56ZM74 131H76L77 133L74 132ZM120 131H121V133H120ZM189 131H191V129H189ZM117 132L120 133V134H118ZM44 133H46V134H44ZM97 133H100L101 136L99 134H97ZM187 133H188V131H187ZM234 133H235V135H234ZM139 134H140V136H139ZM93 135H98V137L97 136H93ZM124 135H127V136H124ZM188 135H191V134H188ZM105 136L107 137V139L105 138ZM148 136H150V137H148ZM193 136L191 135V136L188 137V140L187 141L189 142L190 145L189 144L188 145L186 144V146H188V147L185 146L186 149H189L193 145V142L195 141V139L198 138L195 135H193ZM241 136H242V138H241ZM52 137H53V139H52ZM103 137L105 138V140H103L104 139ZM108 137H110V139H108ZM225 137L227 139H225ZM41 138H42V140H41ZM77 138H80V139H77ZM243 138L246 140V144H245V142L243 144L242 141H245ZM198 139L200 140V138H198ZM240 139H242V140H240ZM248 139H250L252 142L250 140L247 141ZM52 140H53V142H52ZM79 140H82V142H80ZM86 140H88V141L86 142ZM101 140H103V142H101ZM129 140H131V141H129ZM146 140H147V142H146ZM259 140H261V141L259 142ZM45 141H47V142H45ZM49 141L52 142L51 144H48V146L50 145L49 148H51V150L47 146H46L47 148L44 147L45 146L44 143H49ZM162 141H164V140H162ZM254 141H258V143H260L259 145H262L261 143H263V145L260 146V147H259V145H257L258 148L255 149L254 146L256 147V143ZM204 142H203V145H204ZM156 144H158V145H156ZM161 144H164L165 145V142H161ZM58 145H60V146H58ZM251 147H253V149ZM202 148L204 149V151H203ZM122 149L123 150H126L127 148H126V146H122ZM212 149L214 151V155H213L214 158L212 157ZM251 149L254 150V151L252 152ZM246 150H247V152H246ZM48 151H51V153L48 152ZM148 152L150 153V155H149ZM216 152H218V151H216ZM256 152H258V153L255 154ZM46 153L47 154L49 153L51 155L50 156L48 154L50 158L48 156H46L47 155ZM126 153L127 152H124L122 154V158H121V161H120V162H123L124 164H126L128 162V161H126V160L123 159V158H125V156H126L125 154ZM2 154H3L4 158H3V156L1 157ZM228 154L230 155L229 152H228ZM244 154H245V156H244ZM248 154L249 155L251 154L252 156L251 155L249 156ZM253 154H254V156H253ZM11 155L12 156L14 155L15 158L14 157L11 158ZM187 155H188V157H187ZM256 156H258V157L256 158ZM149 157H150V159H149ZM181 157H182V159H181ZM230 157H231L232 160L230 159ZM236 157L238 158V154H236ZM37 158H39V159H37ZM147 158H148V160H147ZM187 158H189V159H187ZM190 158L194 162L191 161ZM244 158H247V159L245 160ZM255 158L257 159V161H256ZM74 159L72 161L76 165L78 163V161H76V159L75 160ZM151 159H152V161H151ZM185 159H187V161L190 160L188 162H190L191 164L189 163V165H187L186 168H185V170H184L183 167L181 166V164L182 165L186 164ZM223 159H224V161H223ZM240 159H241V161H240ZM244 160H245V163H244ZM143 161H144V163H143ZM216 161H217V163H220V162H222V163H220V165H219V164H216ZM254 161H256L257 163L254 162ZM51 163L53 165L52 167H51ZM108 163H106V164H108ZM178 163H180L181 169L183 171L180 170V167H179V164ZM242 163H244V164H242ZM117 164H119V163H117ZM257 164H258V166H256ZM142 165H143V167H142ZM215 166L216 167L217 166H220V169L218 167H217L218 168L217 169ZM112 167H113L114 170L112 169ZM134 167H136V164L134 165ZM223 167H225V169H221ZM257 168H258V170L256 171ZM56 169H58V171ZM167 169H168V171H167ZM109 170H110V172L111 171L112 172H115L116 171V173L118 172L119 174L121 172H123V175H124V173H126L125 175H128V177H130V180L128 182L126 180H124V179H123V181L122 180H119L120 182H119L118 185H116V187L115 186H111L112 187L111 188L109 186V188H108V186L104 182H101L103 180H101L100 178L105 173V171L106 172H109ZM143 170H145L146 173ZM174 171H175V175L176 176L173 173L174 177H172V172H174ZM201 171H202V173H201ZM196 172H197V174H196ZM254 172H257V173L260 172V174H255ZM262 172H264V170H262ZM134 173H140V176H137L135 178V174ZM168 173H169V176L170 177L168 176ZM88 174L90 175V178H89ZM92 174H93V178H94V174H95V177H96L95 180L96 181L94 179H92L95 182L93 181V184L91 186L90 183L92 182V180H89V179H91ZM99 175H100V177H99ZM182 175L185 176V177H182ZM177 176H178V178H177ZM192 176H193V178H192ZM196 176L197 177L198 176H203L201 178L202 179L205 178L206 185L204 186L203 183L202 184L197 183L199 181V178L197 180V177ZM30 177L31 178L32 177H37L36 178L37 180L40 177H42L41 179H43V180L45 179V181H48V183L50 181L49 184H51L52 187H53V185H52L51 182H56V181H59L60 182L61 181V183H63L61 185L66 186L67 188L70 187V189H71V191H73V193L75 191L77 193L80 192V194L82 192L83 193L87 192V190L85 191V188L88 189V190H90V188H92L93 185L95 183H97V181L100 180V182H98L97 185L98 184H101V186L98 185L97 187H105L104 189L107 188L105 190L106 192L109 189L110 193L111 194L113 193L112 194V197H113V200H114L113 202H115V204H117V205L120 204L122 201L125 200V195L124 194L126 192L128 193V195H129V197H130V199H131L132 202L136 199V201H134L133 204H135V205L138 204L137 206H139L140 208L141 207H145V204H144L145 203L144 202L145 200H147V202H148V198L149 197L151 198V196H152V198L154 199V197L156 196V198L154 200V204L153 203L151 204L152 205L151 206L152 207V211H153L151 213L152 216H123L124 212H122L123 211L122 208H121V210H122L121 211L118 208L117 205H116L117 207L114 206L115 205L114 203H113V206L115 207V209H113L114 208L113 206H112V209L110 211L106 209L105 210L106 216H86V217L85 216H78V219L76 218V216H56L55 215L56 214L55 213V210H56L55 207H56V205H53V202L51 200H49L50 197L48 198L49 201H46L47 199H43V198H46V197H44L46 194L44 196H41L44 193L43 194L40 193L41 195H37L38 192H36V193L34 192V194H35L34 195V194H32L30 192L29 187L27 185H23V184L21 185L19 182L17 183L18 185L17 184L14 185L15 182H17L19 180L20 181L22 180L21 183H23V181H24L25 178H28L29 179ZM134 178H135V180H136L137 183L134 181ZM183 178H184V180L186 178L189 179V180L186 179L188 181V186L190 188V189L188 188L189 189L188 190V193H190V196H188V197L184 193V192H186V188H184V187H186L187 185L185 184V181L186 180L184 181ZM87 180H88V183H87ZM180 180H181V182H184V183H182V185H186V186H183V189H182L181 182L179 184V181ZM254 180H257V182H255ZM8 181H11L10 182L11 184L13 183L12 181H15V182L11 185ZM138 181H139V183H138ZM177 181H178V184L177 185H181L180 186L181 187V190L179 189V186H178V188H175V186H174V184H176ZM205 181H203V182L205 183ZM117 183H118V181H117ZM135 183L137 184V187L135 186ZM53 184H56V183H53ZM86 184H88V185L86 186ZM244 185H246V186L244 187ZM252 185H254V186H252ZM198 186L201 187L202 189L199 188ZM56 187L51 188L52 191L49 193V196H52V200H53V197H54V200H55L54 202H58V200H60V201L63 200L64 203L66 202L64 205H66V206L67 205H71L70 203H68L69 200L67 201V199L73 198V193H70L68 195V192L67 191L70 190V189H67V191H65V189H64V193L62 192L63 193V195H62L60 192L63 191V190H61L59 192V194L57 192H54L56 190ZM94 187H96V185ZM191 187H194V189L191 188ZM157 188H160V189H157ZM10 189H11V191H10ZM104 189H101L100 188L99 191L102 192V190H104ZM124 189H125V191L122 193V191ZM191 189H193V194L190 191ZM49 191L50 190H48V192ZM196 191H197V193H195ZM237 191H238V193H237ZM8 192H11L10 193L12 195V196L10 195L11 197L10 196L9 197L7 196V195H9ZM66 192H67V194H65ZM253 193L254 194L256 193V196H255L256 199H257V195L258 194H262L261 195V197H262L261 199H263V200H262L261 203H260V201L255 200L253 197L252 198L251 197L249 198L248 195L251 196ZM176 194L179 195L182 199H180V197H178L179 198L178 199ZM22 195H26L27 196L26 198H28V196H30L32 198L29 197L30 200L28 199L29 200V201H27L28 203L26 201L25 202L22 201L23 203H26V204H22V203H20L21 200L20 199H17L18 197L19 198L22 197ZM14 196H15V198L16 197L17 198L15 199ZM67 196H69V198ZM172 196L174 197V201H177L176 199H178L179 201L178 202H173L171 200L173 198ZM245 196L246 197L248 196V197L246 198ZM258 197H260V196L258 195ZM244 198H246V200ZM17 200H20V202H18ZM258 200H259V198H258ZM116 201H117V203H116ZM170 201L173 202L171 205H170V203H171ZM247 201H249V203H247ZM211 204H213V206L214 205L215 206L214 207L212 206L213 208H211ZM37 206H39L40 208L41 207L42 208L43 207L44 208L47 207L48 210L50 209L49 212L52 211V213H50L51 216H42V214H39V213H37L35 216H33V215H31V216H25L24 215L26 209H29L31 212H33V211H35L34 209L36 207V211H37L38 210V207ZM165 206H167V207L170 206V208H169L170 212L169 213H168V211H169L168 208L166 209ZM160 207L163 208V210H165V209L166 210L165 211L160 210L159 212H157L156 210L157 209H160ZM219 207H220V209H219ZM248 207H252V208L255 207V208L253 210H250L252 208H248ZM79 208H80V210L82 212L85 210V208L80 207V205H78V208L77 209L79 210ZM209 208L212 209V213H211V209H209ZM7 209L11 213V216L9 217V220H7L6 217H4L5 220H3L4 219L3 218V215H4L3 214V211H6ZM201 209L202 210H205V211L201 212L200 211ZM213 209H215V211H213ZM255 209H256V211H255ZM78 210L75 211V214H78L80 212V210H79V212H78ZM246 210H249V212H251L252 215H251V213L248 214L247 213L248 211H246ZM154 211H156V212H154ZM161 211L163 213L160 214ZM216 211L217 212L220 211V213L218 212L219 215H217L218 213H215ZM244 211H246V212H244ZM252 211H254V212H252ZM164 212H166V213H164ZM230 212H231V214H230ZM257 212H259L260 215H258V217H254L255 216L254 213L256 214ZM157 213H159V214H157ZM213 213H214V216H212ZM232 213H233V215H232ZM141 214H143V213H141ZM215 214L217 216H215ZM247 214H248V218H249V216H252V217L255 218V220H254V219H252V217H250L251 219L250 218L247 219L248 222L246 223V224H248L249 222L252 223V222L256 221L255 222L256 225L255 224H252L253 225L252 226L253 228L251 227V225H249L250 223L248 225H245L243 223V222L246 221L245 220L246 219L245 216ZM230 216H232V217H230ZM256 216H257V214H256ZM228 217H230V220H232V221H230ZM99 218H102V220L105 221L104 223H107L105 225H107L108 228L110 227V229L107 228L109 231L112 230V229L113 230L115 229V230H118V232H119V229H120L123 232V233L122 232H119V234H117L118 236H120V238H118V236L116 234H114L115 237H114V235H112L111 236L112 238L110 236H107V237H110V239H108L107 237H105L104 239L103 238L102 239L100 238L101 241H98L99 239L98 240L94 239L95 241L92 240L91 243L89 242L90 244H86V243L80 241L77 238L76 235H73V231H74V234H76L75 233L76 231L81 232V233L83 231L85 232V229L88 228L89 225H90V227H92V226L97 227L98 225L94 221H95V219H98L99 220ZM236 218L238 219L237 226L235 225L236 222L233 221V220H236ZM212 220L214 221V223H213ZM263 220H264V217H263ZM134 222L137 223V226H135V227H134V224H133ZM215 222H217V224H215ZM2 225H4V226H2ZM226 225H228V226H226ZM261 225H263V226H261ZM138 226H139V228H138ZM210 226H212V228ZM229 226L231 228L233 226L234 227L236 226L235 228H237L239 226L240 231H241V229H244V228H245L244 230L247 231L251 227V230L253 231V232H251V235H253V239L254 240L252 238L248 239V237L243 236L246 233V232L244 233V231L238 233L240 236H242L241 238H239V237L236 236V233L238 231L237 232L234 231L236 233H234V235H233L232 232H228L227 230H225V228L228 229L227 227H229ZM260 226H261V228H260ZM216 227L219 228V229H217ZM7 228H8V230H7ZM131 228H133V229H131ZM144 228H146V229H144ZM220 228H223L224 230L221 229V231H218L217 233H214L217 230H220ZM25 229H27L28 231H26ZM126 229H128V230H126ZM141 229H142V231H141ZM239 229L237 228V230H239ZM21 230H22V232H21ZM140 231L143 233V235H142V233ZM177 232H179V233L177 234ZM181 232L184 233L185 236H183L184 234H182ZM23 233H25V234H23ZM132 233L133 234L135 233V234L133 235ZM179 234H182V235L180 236ZM186 234L190 235V237L188 238V235H186ZM259 234L262 235V236H260ZM2 235L4 237L3 239H1L2 238ZM51 235H54V239H53V236H51ZM56 235H58L57 236V239L58 240L57 241H54V240H56V238H55ZM127 235L129 237V240L127 238H125V236H127ZM135 235H136V237H135ZM137 235H139V237ZM121 236H124V237H122L123 239L121 238ZM218 236H220L219 238L221 240H219V238H217ZM234 236H236L237 239ZM182 237H183V239L181 240L180 238H182ZM184 237H187V238L185 239ZM23 238H24V240H23ZM46 239H47V241L48 240L51 241V242H49L50 245L55 246L53 248L51 247V249H52L51 252L52 253H50V254L46 252V247H44L45 245H44L43 242ZM61 239L62 240L63 239H65V240H69L70 239L71 242H72L71 244L74 247L72 249L70 248V251L66 250V252L62 250L63 248H61L62 251L61 250H57L56 249L57 246L59 248V246H61L60 244H62L63 241L60 244H58L56 242H58V241L60 242ZM112 239H113L114 242L112 241ZM233 239H236L238 241L234 243V241H236V240L233 241ZM246 239H248V240H246ZM117 240H119L120 242H118ZM180 240L182 241V243L185 244V245L184 244L183 245L186 246V247H188V244L187 243L189 241L191 243V245L189 243V246H191V247L189 249H185L184 248V250H183L182 247H184V246L181 245L182 246L181 247L179 245ZM241 241H243V242L241 243ZM245 241L246 242L249 241V243L252 244V245H250V244L247 245V243H245ZM238 242H240L241 246L242 245L243 246L241 247L240 244L238 245ZM112 243H113V246H112ZM115 243L118 244V245L116 246ZM207 244H208V246L213 247L212 249H216L217 248V251H218V247H219V250L220 251L214 253L215 254L214 255L212 253L213 250L210 251L209 250V247L206 246ZM64 245H66V247H67V243L64 244ZM144 245H146V246H144ZM246 246H247V248H246ZM169 247H173L171 249H174L175 251L174 250L172 251ZM194 247H196V249H194V252H193V248ZM220 247L221 248H225L226 251H227V253H226L225 250L223 252V249L221 251V248ZM68 248L69 247H67V249ZM244 248H246V249H244ZM113 249H114V251H113ZM190 249H192V250H190ZM207 249H208L209 252H207ZM239 249H240V251H238ZM56 250H57V252H56ZM164 250H166V251H164ZM179 250H181V252H179ZM120 251H121V254H120V256H118V254L120 253ZM130 251L132 252V250H130ZM158 251H159V253H160V251H161V253H163V254L160 253V256L162 258L161 260L157 256ZM171 251L174 252V253H171ZM195 251L197 253L199 251L200 254H201V256L203 255L201 257V259L199 258L200 257V254L199 253L197 254ZM2 252H0V254H2ZM34 252H36V253H34ZM63 252H64L65 256L64 255L61 256V254H63ZM165 252L167 254L170 252L172 255H167V254L165 255ZM220 252L223 254V256H220L219 257V255H222ZM240 252L241 253L243 252V253L241 254ZM42 253H45L46 254L45 255L46 260L42 259L44 257V254H42ZM58 254H60V255H58ZM112 254H113V256H110ZM40 255H42L41 258H40ZM47 255H50V256L47 257ZM121 255H124V256H121ZM140 255H141V257H140ZM175 255H176V257H175ZM184 255H187L189 258L190 257H193V258H191V260H190L189 258L185 257ZM166 256H168V257H166ZM172 256H174L175 258L172 257ZM180 256H183L185 258L180 257ZM246 256H248V257L246 258ZM258 256L261 257V258L258 259ZM2 257H6L5 260H4V262L8 259V257L6 255H3ZM169 257H170V259L173 258V261L172 262L170 261ZM178 257H180L179 258V261L176 259ZM63 258H65L66 260L68 259L69 261L67 260L68 261L67 262ZM103 258L106 261H103ZM164 258L166 260H164ZM181 258H182V260H181ZM227 258L230 259V260L229 261H226ZM237 258H238V260H237ZM21 259L22 258L19 256L17 262H20V264H23L24 263L23 262V259L22 260ZM37 259H39V261ZM9 260H10V258L7 261L8 262H11V260L10 261ZM162 260H164V261L162 262ZM174 260L176 261V263L174 262ZM247 260H245L244 261L245 263L243 262L242 264H246V262H248ZM252 260L255 261V262H253ZM7 261L5 262V264L7 263ZM130 261H131V263H130ZM146 261H147V263H146ZM223 261H226L227 263H224ZM12 262H14V261L12 260ZM115 262H114V264H115ZM241 262L239 261L240 264H241ZM7 264H9V263H7ZM15 264H18V263L15 262Z\"/></svg>",
  "mask_w": 264,
  "mask_h": 264
},
{
  "label": "bare ground",
  "instance_id": "bare-ground-1",
  "mask_svg": "<svg viewBox=\"0 0 264 264\" xmlns=\"http://www.w3.org/2000/svg\"><path fill=\"white\" fill-rule=\"evenodd\" d=\"M17 1V0H16ZM20 1V0H19ZM19 1H18V3H17V5L19 4ZM22 1V0H21ZM40 1H42V0H40ZM69 1V2H68ZM77 1H81L80 3L81 4H83L84 2V4L82 5V6H86V9L88 10H90L89 11V13L88 14H90V16L91 15H93L94 13H96V15L100 12V13H103V15L108 19L109 17L111 18L112 17V19H108L110 22L112 21V23L113 24H115V22H116V20H115V22H114V19H115V14H117V16H118V11L117 12H115V10L112 8L113 7V5L112 6H110V3H109V1L108 0H63V1H61V0H55L54 1V3L53 4H49V5H47V3H46V6H48V7H45V8H40V6L39 5H41L40 3H39V9L37 10V11H35V15H43L44 16V19L42 20V21H40V19H38L39 21H37V24H39V25H41V28H42V26L44 27V28H42L43 30L45 29L46 30V33H45V35H47V39H45V41L44 40H42V42L44 41V47H45V49L47 48V51L46 50H44V51H46L47 52V54H46V56H45V58H47V56H50V55H54V57H56L57 59H56V61L58 60V56L56 55V53L58 52V51H55V53H54V50H56V48L55 47H58V45L59 44H57L56 46L54 45V41H53V44L52 43H50V39H51V37L53 38L54 36V34L56 33V30H57V33H56V38H58V30H63V31H65L64 33L66 34V36L67 37H71V35H72V33L74 34L73 35V37L74 36H76V38H77V40H76V42H77V44L79 43V45L81 44L82 45V43L84 42V41H87L86 43H87V45L85 44V43H83V47H84V49H85V47L86 46H88V44H92L91 42L92 41H90V43H89V40L90 39H92V38H90V37H86L87 39H85V36H84V38H81V36L83 35L82 34V32H80L81 34H77L78 33V31H76L77 29H78V27H77V29L75 30L73 27L72 28H70V29H62V27H61V25L59 24V28L60 29H57V27L55 26V20H54V15L56 14V12H58V11H56V10H58V7L59 6H55V5H57V4H59L60 5V7H61V12H67V10L71 7H73V8H75V10H76V8H77V14H78V16H77V14L76 15H74L75 16V20H76V18H77V20H80L81 22H82V20H81V18H79L80 17V10H81V7H79V5H78V3H77ZM113 1V0H112ZM126 0H121L120 1V3H122V4H127L126 2H125ZM141 1H144V0H141ZM153 1V0H152ZM152 1L150 2V3H152ZM155 1L156 0H154V6H152V11H151V9H150V6H148L149 5V3L147 4V6H146V8L148 7L149 9L148 10H150V11H148V12H146V10H145V13H149L148 15H150L149 17H153L155 14H157V12H158V14L159 13H161V16H159L158 14V16L155 18V19H157V20H159L162 16L163 17H166L165 19H166V21H167V19L169 20L168 22H167V25H168V23H170L171 21V19H169L167 16L168 15H166V13L168 12V10L167 11H162V9L163 8H165V7H163V6H165L163 3V1L161 0V1H158L159 3H158V5H157V1H156V3H155ZM166 1V0H165ZM171 1L172 0H170V2L168 1V3H171ZM176 1H178V0H176ZM184 1V0H183ZM182 1V2H183ZM202 1V0H201ZM204 1V3H205V0H203ZM210 1V2H209ZM206 0V2L207 3H211V1L213 2V0ZM251 2L253 1V0H250ZM250 1H248V0H246V3L248 2L249 4L251 3ZM8 2V3H7ZM9 2L12 4V2H13V0H0V7H2V6H4V5H8L9 4ZM32 1H30V0H26V1H23V6H19V7H22V10L26 7L27 8V6L28 7H30V8H33L35 5H33L32 7H31V5H32V3H31ZM129 2V1H128ZM132 2H134V0L133 1H130V3H132ZM144 2H146V1H144ZM147 2H149L148 0H147ZM160 2H162V3H160ZM195 2V1H194ZM197 3H199L200 1L198 0V1H196ZM240 2V1H239ZM242 3H243V1H241ZM30 3V4H29ZM118 3H119V0H118ZM167 2H165V4H166ZM201 4H203V2H200ZM206 3V4H207ZM215 4H216V2H214ZM212 4V5H209V4H205L206 6H214L215 4ZM244 3H245V0H244ZM248 3H247V5H248ZM263 2L261 1V0H259V3H257V2H255V3H253V5L252 4H250L251 6H252V8L250 9L251 10V12H254V10H253V7H255L254 9H256V7H258V9H261V11H262V9H264L263 8V4H262ZM34 4V3H33ZM37 4V3H36ZM80 4V5H81ZM122 4H120V5H122ZM124 4V8L127 6V5H125ZM156 4V5H155ZM160 4H163V6L161 5V7H162V9H161V7H160ZM172 4V3H171ZM181 3H179V5H180ZM224 4V2L221 4L222 6H225V4ZM256 6H255V5ZM257 4L259 5V4H261L260 6H257ZM15 5H16V3H15ZM21 5V4H20ZM27 5V6H26ZM30 5V6H29ZM120 5H118V6H120ZM151 5V4H150ZM174 5H177V4H174ZM204 5V4H203ZM205 5L203 6V9H204V11L207 9H205L204 7H205ZM217 5V4H216ZM221 5H219V7L221 6ZM250 5H248V6H250ZM25 6V7H24ZM75 6V7H74ZM84 6V7H85ZM92 6H94V7H92ZM155 6H157L158 8V10H159V8H160V10L161 11H158L156 8H154ZM173 6V5H172ZM209 6H208V9H207V12L205 11L204 12V14L203 13H200V15L198 16V14H196L199 18H197V16L196 15H194L195 16V18L194 17H191V20L193 19H195V20H197V19H202V17H203V19L205 18V17H207L206 19H209V18H212L213 19V17H214V15L212 16V13L214 12V14L218 17V15L220 14H218V11H217V9H219V8H214V7H211V9H213V11L212 10H210V11H212V12H209L208 10H209ZM242 6H243V4H242ZM250 6V7H251ZM36 7V6H35ZM34 7V8H35ZM41 7H44V5L43 6H41ZM95 7H96V11H98V12H96L95 11ZM120 7H123V5L122 6H120ZM120 7H117V8H120ZM169 7H171L170 6V4H169ZM176 7V6H175ZM170 8V9H176V8ZM177 7H179V6H177ZM218 7V6H217ZM244 7H246V5H244ZM7 8V7H6ZM52 8V9H51ZM249 8V7H248ZM10 9V8H9ZM17 9V8H16ZM15 9V10H16ZM20 9V8H19ZM28 9V8H27ZM167 9H168V7H167ZM222 8H220V11L222 12L223 10H221ZM225 9H227L226 7H225ZM247 9V8H246ZM11 10V9H10ZM29 10H31V9H29ZM120 10H121V8H120ZM122 10H123V8H122ZM153 10H154V12H153ZM156 10V11H155ZM217 12V14H216V12ZM253 10V11H252ZM257 10V9H256ZM25 11V10H24ZM23 11V12H24ZM28 11V10H27ZM27 11H25L26 13H27ZM93 11V12H92ZM259 11V10H258ZM257 11V12H258ZM261 11H259L258 13H256V14H259ZM264 11V10H263ZM16 12H17V10H16ZM22 12V13H23ZM73 12H75V11H73ZM114 12H115V14H114ZM120 13H123L122 11H119ZM152 12L154 13L153 15H151L152 14ZM166 12V13H165ZM169 12H170V10H169ZM208 12L210 13L209 15H211V16H209L208 15ZM224 12V11H223ZM250 12V13H251ZM17 13H19V12H17ZM21 13V16H24V17H29V16H35V15H33L30 11H28V14L25 16V15H23ZM119 13V15L121 16V14ZM162 13H165V15L163 14L162 15ZM202 14V15H201ZM29 15V16H28ZM95 15V14H94ZM95 15V16H96ZM103 15H102V17H103ZM123 15V14H122ZM171 15V14H170ZM206 15H208V16H206ZM221 15H223V13H221ZM251 15H253L252 13H251ZM15 16V15H14ZM17 16V15H16ZM114 16V17H113ZM202 16V17H201ZM1 17V16H0ZM3 17V16H2ZM122 17V16H121ZM127 17V16H126ZM125 17V18H126ZM158 17H160L159 19H158ZM209 17V18H208ZM216 17V18H217ZM25 18V19H26ZM31 17H29V19H30ZM33 18V17H32ZM99 18H101V17H99ZM146 18V21L144 20L143 21V24L145 25V23L144 22H146V24H148V25H150L151 23H153V22H155V20L153 19V21L150 23V22H148L147 23V19H149L148 17H145ZM197 18V19H196ZM29 19H26V20H29ZM103 20L105 19V18H102ZM124 20V18L122 17L121 19L119 18L118 20L119 21H121V23H122V21ZM163 19V18H162ZM165 19H163L162 20V22L164 21L165 22ZM174 19V18H173ZM202 19V20H203ZM205 19V20H206ZM214 19H215V17H214ZM77 20H76V22H77ZM102 20V21H103ZM190 20V19H189ZM202 20L200 21V22H202ZM31 21V20H30ZM29 21V22H30ZM71 21V20H70ZM149 21H150V19H149ZM160 21V20H159ZM159 21H156V22H159ZM199 21V20H198ZM28 22V23H29ZM75 22V23H76ZM79 22V21H78ZM105 22V21H104ZM118 22V21H117ZM116 22V23H117ZM127 22H128V24H129V21H128V19H127ZM131 22V21H130ZM156 22H155V24H154V26H155V28H156V26L158 27L159 25H156ZM190 22H192V21H190ZM189 21H188V23H190ZM200 22H198L199 24H200ZM225 22H226V20H225ZM21 23V22H20ZM19 23V24H20ZM31 23L33 24L34 23V20H32L31 21ZM30 23V24H31ZM36 23V22H35ZM49 23H52L54 26H50L49 25ZM126 22H124V24H125ZM134 23V22H133ZM187 22L185 21V24H186ZM193 23V25H194V21L192 22ZM192 23H191V25H192ZM197 23V22H196ZM198 23H197V25H198ZM224 23V22H223ZM232 23V22H231ZM22 24V23H21ZM31 24V25H32ZM118 25L120 24V23H117ZM117 24H115L114 25V28L113 29H115L116 27H118L117 26ZM123 24V23H122ZM126 25L125 24V26L124 27H130V29H129V31L130 30H132V32L129 34V36L128 35H126V34H123V33H120L119 31H117V34L115 35L116 37H114V36H112L110 39H112L111 41H115V39H116V41H117V43H118V47L116 46H113V47H115V48H113V50H115V49H118V50H115V51H117V52H115V53H119L118 55H119V57H123V54H126L127 55V53H128V49H125L124 50V48H127V43H128V40H129V37H131V36H137L138 34V37L139 36H141V38L143 37V35H144V39L143 40H145V42L147 41V37L145 36L146 34H147V32H150L149 34H152V36L150 35V37L152 38L153 37V31H155V30H153V27L152 28H148V26L147 25H145V26H147V27H145L144 25H140V23L139 24H136V25H133L132 26V24H130V25ZM135 24V23H134ZM159 24V23H158ZM161 21H160V26L159 27H164L163 25L165 24V23H163L162 24V26H161ZM183 24V23H182ZM228 23H226V24H224V26H226ZM34 25H36V24H34ZM39 25H38V27H39ZM49 25V26H48ZM138 25V26H137ZM139 25H140V27L142 26V28H139ZM166 25V26H167ZM181 25V24H180ZM180 25H178V26H180ZM223 25V24H222ZM237 25V24H236ZM15 26H16V24H15ZM15 26H14V28L12 29V30H14L15 29ZM20 26V25H19ZM18 26V27H19ZM33 26V25H32ZM112 26V25H111ZM135 26V27H134ZM153 26V25H152ZM172 26V25H171ZM174 26H175V24H174ZM177 26V27H178ZM182 26V25H181ZM188 26H190V24H188ZM196 26V25H195ZM235 26V25H234ZM22 27V26H21ZM31 27V26H30ZM34 28H36L37 26H33ZM33 27H31V29L33 28ZM119 27H121V26H119ZM119 27H118V29H119ZM151 27V26H150ZM230 27V26H229ZM228 27V28H229ZM81 28V27H80ZM108 28V27H107ZM110 28V27H109ZM144 28V29H143ZM154 28V29H155ZM166 28H168V26L166 27ZM171 28V27H170ZM173 28H175V27H173ZM186 29V31H185V29ZM211 28V27H210ZM214 28H216L217 30V33H219V28L220 27H214ZM214 28H212V29H214ZM222 28V27H221ZM224 28V27H223ZM225 28H227V26L225 27ZM227 28V29H228ZM37 29V28H36ZM35 29V30H36ZM41 29V30H42ZM73 29V30H72ZM123 29H125V28H123ZM136 30V32H135V30ZM150 29V30H149ZM158 29V30H157ZM156 30H157V33L158 32H160L161 31V29L159 30V28H157ZM16 30H18V29H16ZM16 30H14V31H16ZM30 30V29H29ZM38 30V29H37ZM36 30V31H37ZM42 30V31H43ZM125 30H127V29H125ZM139 30V31H138ZM146 30H148L147 32H146ZM226 30V29H225ZM241 30V29H240ZM74 31H76V32H74ZM108 31H109V29H108ZM110 31H111V29H110ZM123 31V30H122ZM121 31V32H122ZM128 31V30H127ZM127 31H125L126 33H128ZM164 31V30H163ZM186 32V35H191L192 36V33H188V32H190L191 30H187V25H184L182 28L181 27H178L177 29H175L174 30V32H176V34H181V36L183 35V34H185L184 32ZM214 31H215V29H214ZM214 31H211V33H210V30H209V33H210V35L212 36H216V35H218V34H216V35H214V34H212V32H214ZM215 31V32H216ZM222 31H224V29L222 30ZM232 31H233V29H232ZM32 32L35 34V31L33 30V31H31V35H32ZM38 32V31H37ZM144 32H145V34H144ZM156 32V31H155ZM154 32V33H155ZM165 32L167 33V30L165 29ZM164 32V33H165ZM168 32H169V30H168ZM192 32V31H191ZM16 33V32H15ZM29 33V32H28ZM27 33V34H28ZM114 33V32H113ZM120 33V34H119ZM163 33V34H164ZM29 34V35H30ZM34 34H33V36H34ZM39 34V33H38ZM42 34V33H41ZM108 34V37H109V35L111 34V33H107ZM132 34V35H131ZM156 34V33H155ZM170 34V33H169ZM169 34L167 33V35L169 36ZM172 36H174V33L172 32ZM37 35V34H36ZM77 35H80V36H77ZM131 35V36H130ZM148 35V34H147ZM160 34L158 33V35L156 34V36L158 37ZM162 35V34H161ZM171 35V34H170ZM179 35H177L176 36V38L178 39V41H180L179 40V38L181 37H179ZM186 35H183V38H184V36H186ZM32 36V37H33ZM111 36V35H110ZM155 36V35H154ZM191 36H190V38H191ZM196 36V35H195ZM31 37V38H32ZM39 38L40 37H42V36H38ZM73 37H71V39L73 40ZM107 37V38H108ZM138 37H136L137 39H139ZM149 36H148V40H151V39H149L150 38ZM156 37V39H155V37L154 38H152L153 39V41L151 40V41H148V42H152V43H154V46H155V48L152 50L151 49V51L150 52H153L150 56H148L147 57V55L145 56L143 53H138V51L136 50L135 52H137L138 54L137 55H134L133 54V59L131 58V61H132V63L129 65V68H130V66H131V69H132V64L134 63V67H135V71L133 72V74L132 73H130V72H128V68L126 67V69H127V71H125V70H123L122 68V70L124 71V77H122L121 76V78H119L118 77V79L116 78V77H109L108 76V74L106 73V75H103V77H102V73H103V71H101V70H98V68L96 69L99 73L98 74H100V75H98L97 74V77L98 78H100V80H101V85H99V86H102V88H103V90H100L101 89V87H99L98 86V88H95V87H97V85L95 84H93L94 86V88L95 89H97L99 92L100 91H104V93L103 94H105V96H106V92L108 91V88H109V86H110V91H112V93H113V89L111 88L112 86L113 87H115L114 86V83L115 82H118L119 83V81L120 82H122V83H124L125 81L127 82V80L125 79V78H128V80L130 81L131 79H129L130 78V76H132L131 78H133L132 80H135L136 79V77H137V79L135 80V81H138V80H140V82H141V80H142V78H144L143 76H145V74H147V75H151V73L154 71V75H156V82H157V85L159 86V85H164L165 86V82H166V84L167 85H169L170 87H172V85L173 86H175V84H176V81H179V82H181L183 85H184V89L186 88L187 90H186V92H184V91H180V90H182V89H179V93H178V90L176 91V90H174V91H172V93H175V94H173V95H164L163 94V96H162V93H160L159 91H156V89L154 90V92H152V90L150 91H143L144 93H141V94H139V95H137V96H135L134 97V95L135 94H127L128 96H126L127 98H126V100H123V99H121L118 103L116 102V107H117V105L118 106H121V105H123V104H125V105H128V103H130L129 105H130V108H131V104H133L134 105V108L136 107L137 108V106H138V108H139V106H140V108L138 109L137 108V110H136V108L135 109H133V110H136L135 112V114L134 115H132V116H134V117H138V119L136 120V121H131V116H129V115H131L132 113H128V111L126 112V109L129 107H125V110H122L121 109V112L123 111H125L124 113H116L117 112V110L118 109H116L115 108V106L113 107V105H115V103L113 102V101H111L110 100V102H113V103H111L110 104V106L111 107H113V108H111L110 106L108 107L107 106V108H105L104 109V111H101V113H98L99 114V116H101L100 118H102V122L100 123L101 124V126L99 125H97L98 127H96V125L94 124V125H92L91 124V122H85V124H82V122L80 121V124H79V126L77 127V128H79V129H77V128H75L76 130H78L77 132L78 133H80V134H83V133H86L85 134V136H87V135H90V132H92V131H90L91 130V127L93 126H95L94 128H97V130H99L98 132H100V130H101V134H104V135H108V136H110V135H113V136H111L112 138L111 139H113V141L114 140H116V138H117V140H118V142H116L117 144H115L116 146L114 147V146H110V147H108L107 148V146H105V148L103 147V146H101V145H99V143H94V138L92 139L93 140V142L91 143V145H89V147L87 146V148H82V146L80 147V149H79V151L77 152V154H76V156H73V155H75V151H73L74 152V154L72 155L71 153H70V156L68 155H66V148L65 147H63L62 145L60 146V145H58V146H60L59 148L57 147V150L55 151V149L56 148H53V150H52V152H54L53 153V155L51 156L49 153V155L51 156V160H52V163L55 165V166H58V167H60L61 169L63 168L65 171H64V175H65V177H66V180L68 179V183L70 182L71 184L73 183V184H75V182L73 181V180H80L81 181V183H78V184H84L85 183V181H84V183H83V179L85 180V172L84 171H86V173H88V172H94V171H92V169H94L95 168V166H97V165H100L101 163H104L106 166L105 167H108L109 166V164L110 163H108V162H110L111 160L113 161V162H115L116 163V167H117V171H119V170H124L126 167L127 168H129V169H126V170H124V171H131V170H133V172L135 171V172H139V168H140V166L138 165L139 163H140V161H139V163L137 164V163H133V153H132V150L134 149V148H136L135 147V145L137 146H139V145H142L141 143H143L142 141L140 142V141H136L135 139L133 140V142L131 143V144H125V145H123V141H124V139H120V135H117V134H110V132L111 131H113V125L115 126V122L119 119V120H121L123 123H125V125H126V127L129 129V127H135V126H142L143 124H145V123H148L149 121H151L154 117H156L158 114H163L164 116H166L167 118V120H166V122L163 124V126L160 128L159 127V131H156V132H152V135H153V138H155V141H157V142H159L158 144H156V145H158V149L156 150V153H155V157L153 156V158L152 159H154L153 161H152V159H151V161L153 162V164H150V166H148V168L146 167L145 168V170L147 169V174H145L144 175V177H142V181H144L143 183L146 185V186H149V183H151L152 181H154L155 179H158V181H159V178H165L166 176H164V177H162V175H161V173H162V169L163 168H168L169 169V167H172L171 165H172V163L170 162V155H168L167 156V153H168V151H173V153H175V155H174V157H172L174 160H177V162L179 161V159H177V158H179L178 156H176V154L177 153H181V151L183 150V149H185L186 151H183L184 152V154L185 153H187L188 155H191V156H189V157H192V155H194L195 153H196V150L197 149H199L198 151H200V148H199V144H201V142H202V146H200V147H203V146H205V142L207 141L208 142V139H211L212 138V136H214V137H216V136H218V137H216V141H215V138H214V140L213 141H210L209 143H214V142H216V144L214 145V144H212L213 145V149H214V151H215V155H214V151H213V149H212V157H213V155L214 156H216L217 155V159H218V162L219 161H221V159H220V157L218 158V156H220V154H222L223 152H225V151H223L222 150V148H226V150L230 153V155L228 154V152L226 151V153H227V155L228 156H233L232 158H233V160L231 159V157H230V159L233 161V162H235V163H237L238 161L237 160H235L234 161V159H239L240 157L239 156H241V158H243L242 157V154H241V151L239 150V151H237L236 150V145L238 144V141L237 140H235L234 139V141H236V143H234V141H231L230 140V142H227V141H229V140H225L224 141V138H223V136H226L227 138H229L230 137V134L231 133H233V132H235L236 133V130L235 129H242V131H243V133H245L246 134V136H247V134H248V132L246 131V126L245 127H243L242 126V128H241V126L240 125H238L237 123H239V120H237V122H236V126H234V127H232V125L231 124H229L233 129L231 130V133H229V132H227L228 131V128H230L229 126H228V123H223V122H225V121H219V119H215V118H217V115L219 116V112H220V110L222 109H224L223 110V113H221L220 112V114L222 115V114H224L225 115V112H226V109L225 108H228V106H226V105H228V104H226L225 102L226 101H229L230 102V100L228 99L230 96H232V97H230V98H232V100L234 99V96H233V94L236 92L235 90V88H238V85H237V87L235 86L236 84H238V82H239V78H238V74H239V72H241L242 73V77H245L246 79L247 78H249V80L250 79H252V81H256L257 80V78L259 79L258 81L260 82V80L262 81V82H264V74L262 73L264 70V65H262L261 66V64H259L260 65V67L259 68H257L256 69V67H258V66H256V65H254L255 63H253V59H251L249 56H241L242 57V59L239 61V64H238V62H236V60H237V58H238V56H239V54H235L236 56H234L233 57V59H229V58H231L230 56H229V60L228 61H230L231 60V62L229 63L228 61H226V62H224L225 64L222 66L223 68L222 69H220V67H218V66H221L222 65V63H220V61L218 60V58H217V55H219L218 54V50H217V48H218V46H216V43H218V42H214L216 39H213L212 38V40H211V38L209 39V40H211V42L212 43H215V44H213V46H212V48H210L209 49V54H208V56L206 55V53L207 52H205L206 51V49H205V47H204V49H205V51H203L204 49L202 48L201 50L203 51V53H202V51L200 50V52H198L199 54H198V56L199 55H201V53H202V55H201V58H205V60L207 61V62H205L203 65L205 66V65H207V68H206V70L204 71V69L202 70V71H204L205 73L203 74V76H201V78L202 79H206V81L204 82V85H205V88L204 87H202L201 89H200V86L199 85H195L194 83H193V81L194 82H196V80L195 79H197L199 82L201 81V78H199L200 77V75H202V73L200 74V72H202L201 70H200V72L199 71H197L200 75H197V73H196V75H195V79H194V77H193V74H192V70L190 69V68H194V67H196V62L194 61V60H196V58H194V56H193V54L195 55H197V53L196 52H194L193 54H192V52L190 53V54H192V60L190 59V57H186V60L187 61H183V59H185V57H181V56H178L179 55V53L177 54L176 53V51L173 49V47H171L169 44V42H168V39L166 40L165 38H164V40H165V42L163 41V40H161V38H157ZM160 37V36H159ZM187 37V36H186ZM185 37V38H186ZM194 37V36H193ZM201 36H199V38H200ZM248 37H249V35H248ZM247 37V38H248ZM135 38V39H136ZM141 38L139 39V41L140 42H143V40H141ZM146 38V39H145ZM162 38H163V36H162ZM169 38V37H168ZM171 38V37H170ZM189 38V37H188ZM189 38V39H190ZM196 38V37H195ZM195 38H193L194 40H195ZM197 38H198V35H197ZM196 39V40H200V39ZM203 38V37H202ZM252 37L250 36L249 38H248V40H246V41H248V44L249 43H251V40H254V39H251ZM35 40H36V43L37 42H39V41H37V37L36 38H34ZM83 39H85V40H83ZM89 39V40H88ZM109 39V38H108ZM114 39V40H113ZM132 39V38H131ZM130 39V40H131ZM155 39V40H154ZM176 39V40H177ZM249 39H250V41H249ZM32 40V39H31ZM54 40V39H53ZM59 39H57V40H55V43H58V42H60V41H58ZM61 41L63 40V39H60ZM69 39H64V42L65 41H67V42H63V43H61V44H63V52H61L60 51V49L62 48H59L60 46H62L61 44L59 45V49H57V50H59L61 53H64V55L65 54H68V53H71L70 51V49H72V48H70L69 49V45L70 44H68V41ZM72 40H70V42L72 41ZM96 40V39H95ZM175 40V41H176ZM181 40H182V38H181ZM188 40V39H187ZM186 40V41H187ZM194 40H192V41H194ZM195 40V41H196ZM203 40V39H202ZM202 40H200V41H202ZM217 40H219V39H217ZM216 40V41H217ZM222 40V39H221ZM33 41V40H32ZM32 41H30L29 40V42L32 44ZM56 41H58V42H56ZM110 41V43H113V42H111ZM139 41H138V43H139ZM200 41H198L199 43H200ZM220 41V40H219ZM34 42V41H33ZM76 42L74 41V46H75V49L78 51V50H80L81 48H78V45H77V48H76ZM109 42V41H108ZM177 42V41H176ZM180 42H182V41H180ZM197 41H196V43H194V44H196L194 47L196 48L197 46H198V43ZM221 42V41H220ZM254 42V41H253ZM253 42H252V44H253ZM23 43V42H22ZM25 43V42H24ZM39 43H41V41L39 42ZM67 43V44H66ZM107 42H105V44H106ZM126 43V44H125ZM189 43H190V45L192 46V45H194V44H191V42L189 41ZM198 43V44H197ZM26 44H28V43H25L24 45H26ZM35 44V43H34ZM33 44V45H34ZM38 44V43H37ZM37 44H35V45H37ZM71 44H73L72 42H71ZM93 44H94V42H93ZM100 44H102V43H100ZM99 44V45H100ZM105 44L103 45L102 44V47H104L105 46ZM114 44V43H113ZM116 44V43H115ZM124 44H125V46L126 47H124ZM129 44V43H128ZM251 44V45H252ZM16 45H17V43H16ZM16 45L14 44V46L16 47ZM34 45V46H35ZM41 45V44H40ZM55 47H54V46ZM64 45H67V47L68 48H64ZM86 45V46H85ZM99 45H96L97 46V48L99 47ZM106 45H108V44H106ZM178 45H179V43H178ZM212 45V44H211ZM250 45V44H249ZM13 46V45H12ZM18 46H22V45H18ZM27 46V45H26ZM29 46V45H28ZM33 46V47H34ZM73 46V45H72ZM96 46H95V50L97 49L96 48ZM108 46H110V48H111V45H108ZM129 47V46H128ZM174 47H175V45H174ZM178 47V46H177ZM180 47V46H179ZM17 48V47H16ZM19 48H21V47H19ZM19 48H17V49H19ZM22 48H23V46H22ZM21 48V49H22ZM26 48V47H25ZM74 48V47H73ZM109 48V47H108ZM181 48V47H180ZM193 48V47H192ZM200 48V47H199ZM198 48V49H199ZM264 47H262V49L261 50H263L264 51V49H263ZM35 49V48H34ZM33 49V50H34ZM38 49H41V48H38ZM44 49V48H43ZM68 49V50H67ZM84 49L82 48V50H80L79 52H81V53H79L80 55H78L77 53V51L75 50V52H76V54L77 55H75V58H79V59H74L75 61L77 60V61H82V59H83V61L82 62H85V59H86V57L85 58H82L81 59V57H82V55H83V53H82V51L84 52ZM86 49H87V47H86ZM88 49H90V47L88 48ZM104 49H105V47H104ZM130 49V48H129ZM23 50H25V49H23ZM23 50H22V52H21V56L22 57H25L26 58V61H30L29 60V57H31V55H35V56H37L36 55V50H37V47H36V50H35V52H34V54H31V52L29 53L28 51H26V52H28V53H26L25 51L23 52ZM28 50V49H27ZM29 50H30V48H29ZM62 50V49H61ZM65 50H67L68 51V53H65L64 51ZM70 50V51H69ZM106 50V49H105ZM108 50H110V49H108ZM127 50V53L125 52L124 53V51H126ZM196 50V49H195ZM224 50V49H223ZM30 51H32V50H30ZM39 51V50H38ZM41 51H42V49H41ZM43 51V52H44ZM66 51V52H67ZM87 51H89V50H87ZM92 51V50H91ZM102 51H103V48H102V50H101V52L100 53H102ZM111 51V50H110ZM119 51V52H118ZM188 50H186V52H187ZM197 51H199V50H197ZM213 51H214V54H212V55H210L211 53H213ZM95 51H93V53H94ZM97 52V51H96ZM112 53H113V51H111ZM123 52V53H122ZM228 52V51H227ZM9 53H12V52H6V56L8 57V59L11 57V54H10V56L9 55H7V54H9ZM59 53V52H58ZM60 53V55H62ZM107 53H108V56H110L109 55V52H107V50H106V55L105 56H107ZM122 53V54H121ZM132 53H134V51L132 52V50H131V54H129L130 56L132 55ZM30 54V55H29ZM38 54V53H37ZM48 54H50V55H48ZM72 54H74V50L72 51ZM71 54V55H72ZM117 54L115 55L116 57H117ZM122 56H121V55ZM136 54V53H135ZM140 54V55H139ZM141 54H143L142 56H141ZM147 54V53H146ZM189 54V53H188ZM189 54V55H190ZM217 54V55H216ZM43 55V53L40 55V56H42ZM45 55V54H44ZM68 55H70V54H68ZM70 55V56H71ZM95 55V53L93 54V56ZM103 55H104V52H103ZM125 55V56H126ZM129 55H128V57H129ZM139 55V56H138ZM195 55V56H196ZM210 55V56H209ZM229 55V54H228ZM240 55H241V53H240ZM39 56V55H38ZM73 56V55H72ZM71 56V57H72ZM93 56H92V58H93ZM102 56V55H101ZM123 57L124 58V62H123V58H120L121 60H122V62H123V64H122V66L124 65V66H126L124 63H125V58L127 57ZM185 56H186V53H185ZM188 56V55H187ZM3 57H5V56H3ZM7 57H5L6 59H7ZM43 57V56H42ZM53 57V58H54ZM60 57H62V56H59V61H62V59H60ZM64 57H67V55L66 56H64ZM64 57H62L63 59H64ZM180 57V58H179ZM207 57H208V60H207ZM219 57V56H218ZM4 58V59H5ZM19 58V57H18ZM16 59L15 58V61H13V62H11V59H12V57L10 58V62H11V65L9 64V66H12L13 65V67L15 66V74L17 75H19V73H21V72H17V71H22V69H24V68H20V67H18V64L20 65V62H19V60L21 59V58H19V59ZM25 58H24V60H25ZM37 58V57H36ZM39 59H37V60H40V57H38ZM44 58V57H43ZM88 58V57H87ZM91 58V60L93 61V59ZM182 58V59H181ZM190 59V61H192V62H190L189 61V59ZM200 58V57H199ZM200 58V60L201 61H203L202 59ZM219 58H221V57H219ZM14 59V58H13ZM35 58L33 57V60H34ZM55 59V58H54ZM53 59V60H54ZM129 59V58H128ZM223 59H225V58H223ZM31 60H32V57H31ZM43 60V59H42ZM65 60V59H64ZM69 60V59H68ZM89 60V59H88ZM88 60L86 59V61H87V63H88ZM127 60V59H126ZM130 60V59H129ZM163 60H167V61H170L171 63H172V65H171V69H168V70H166V69H164V68H162V69H158V67L160 68V66H161V64L162 63H160L161 61H163ZM199 60V61H200ZM262 60V59H261ZM260 60V62L262 63V64H264V60L263 61H261ZM7 61V60H6ZM6 62V63H10V62ZM18 61V62H17ZM20 61H22L21 62V64L23 65V64H25V61H24V63H23V60H20ZM56 61H55V63H56ZM58 61V62H59ZM66 62H68L67 61V59L65 60ZM72 62H73V60H71ZM2 62H3V60H2ZM1 62V63H2ZM5 62V61H4ZM46 62V61H45ZM49 62V61H48ZM54 62V61H53ZM57 62V64L59 65L60 63L62 64V63H64L63 61L62 62H59L58 63ZM71 62V63H72ZM89 62H90V60H89ZM188 62V63H187ZM258 62V61H257ZM27 63H29V62H27ZM70 63V61L68 62V65H70L69 64ZM78 63H80V62H78ZM87 63H84V64H86L87 65ZM127 63V62H126ZM193 63H195V66L193 65V67H190ZM200 63V62H199ZM203 63V62H202ZM30 64V63H29ZM81 64V63H80ZM80 64H78V65H80ZM93 64H95V63H93ZM185 64H186V66L187 65H189V64H191V65H189V67H188V69H187V67H185ZM198 64V63H197ZM201 64V63H200ZM221 64V65H220ZM4 66H6L5 65V63L3 64ZM81 65H83V64H81ZM92 65V64H91ZM96 65V64H95ZM157 65V66H156ZM258 65V64H257ZM62 66V65H61ZM84 66V65H83ZM155 66V67H154ZM184 66V68H182ZM253 66H256V67H253ZM7 67H8V65H7ZM64 67H66V66H64ZM90 67V66H89ZM88 66H86V70H87V68H89ZM92 67H96V66H92ZM198 67V66H197ZM199 67H201V65H199ZM253 67V68H252ZM6 68V67H5ZM9 68H11V67H9ZM187 69V71H186V74H182L181 73V70L180 69ZM205 68V67H204ZM218 68H219V70H218ZM19 69V70H18ZM68 69V68H67ZM156 69H158L157 71H156ZM198 69V68H197ZM254 69V70H253ZM13 69H11V71H12ZM69 70H70V68H69ZM89 70H90V72H91V74H93V76H92V78L94 77V79L96 78L94 75H95V73L97 72H93L92 73V71L94 70V69H90L89 68ZM89 70H87L86 72H88ZM92 70V71H91ZM191 71V73H188V72H190ZM217 70V71H216ZM259 70V71H258ZM5 71H6V69H5ZM8 71V70H7ZM25 71H27V70H25ZM24 70H23V72H25ZM72 70H70V71H68V72H71ZM77 71V70H76ZM131 71H133V70H131ZM195 71V70H194ZM31 72V71H30ZM73 72V71H72ZM101 72V73H100ZM130 73V74H128V73ZM155 72H156V74H155ZM13 73H14V71H13ZM78 73V72H77ZM89 73V72H88ZM207 73V74H206ZM238 73V74H237ZM257 73V74H256ZM259 73V74H258ZM260 73H262V74H260ZM29 73H27V76L30 78V76L32 75H28ZM90 74V73H89ZM120 74V73H119ZM16 75H15V77H16ZM17 75V76H18ZM25 75V74H24ZM70 75V74H69ZM68 75V76H69ZM109 75H112V74H109ZM261 75V76H260ZM8 76H9V74H8ZM26 76V77H27ZM104 76H106V77H104ZM129 76V77H128ZM136 76V77H135ZM141 76H142V78H141ZM148 76V77H149ZM196 76H197V78H196ZM199 76V77H198ZM258 76V77H257ZM263 76V77H262ZM25 77V78H26ZM27 77V79H29ZM73 77V76H72ZM78 77V76H77ZM109 77V78H108ZM23 78V77H22ZM24 78V79H25ZM32 78H34V77H32ZM31 78V79H32ZM68 79H70V81H65L66 82V84H64V83H62V84H64V85H66V87H68V88H70L71 90H73V92L75 91V95L74 96H76L77 97V99L76 98H69L70 100L69 101H71V102H69V101H67V103L69 102V103H71V104H69L70 106L67 108V111H66V107H64L61 111H60V113L61 112H64L63 114H65V116H64V118H66V117H68L67 118V120L68 119H73V118H76L77 117V115L80 113V115H81V118H82V120H83V117H82V115H83V113H85L86 112V110H87V112L88 113H86V114H84L83 116L85 117V118H87V116L86 115H88V116H90L89 115V113H91L92 112V110L91 109H93V110H95V108L97 109V107H95L94 108V106H98V105H95V104H97L98 102L100 103V101L103 99V97L105 98V96H102V98H100V95L102 94V92L101 93H99V96H97V92H95L94 91V93H97L94 97V99L96 100V102L94 101V99L92 100L91 98H92V95H90L91 96V98H90V96L88 95V94H90V93H92V89L91 88H93V87H91L90 88V86L92 85L91 83H86L89 79H87V81L86 80H84V81H86L85 83H84V81L82 82V83H84L83 84V87H81L80 86V84L77 82L78 81V79L77 78H74L73 80L70 78V77H67ZM135 78V79H134ZM199 78V79H198ZM77 79V80H76ZM94 79H93V81H94ZM124 79H125V81H124ZM146 79H148V78H146L145 77V81H146ZM194 79V80H193ZM245 79V80H246ZM18 80V77H17V79H16V81ZM22 80V79H21ZM80 80V79H79ZM92 79H90L88 82H93V81H91ZM96 80H97V78H96ZM95 80V81H96ZM131 80V81H132ZM144 80V79H143ZM244 80V81H245ZM64 81V80H63ZM125 82L124 83V85H120L121 87H119V84L118 83H115V85L117 84V86H116V89H117V87L120 89H125V88H123L126 84H128L129 86H130V83L131 82ZM135 81H133L134 83H135ZM196 82V84L198 83L199 84V82ZM258 81H256L255 83H256V85H257V88H259V91L257 92V93H259L260 91H264V90H262L261 88H263L264 89V87H261V85H263L264 86V83H262V82H258ZM19 82V81H18ZM132 82V83H133ZM80 83H81V81H80ZM97 83H98V81H97ZM100 83V82H99ZM113 83V85H111ZM201 83V82H200ZM249 83V85H247L248 87L250 86V88L252 89V87H254L253 85H251L250 84V82H248ZM259 85H258V84ZM262 83V84H261ZM89 84H91L90 86H87V85H89ZM233 84H234V89L231 87V86H233ZM241 84L242 83H240L239 82V86L240 87H244L245 85H242L241 86ZM22 85V84H21ZM146 85V84H145ZM256 85H255V87H256ZM144 86V85H143ZM142 86V87H143ZM199 86V88L197 89V87ZM201 86H202V84H201ZM20 87V85H18V87H17V89ZM151 87V86H150ZM176 87H178V84H176V86H175V88ZM219 87H222V88H220V90H222V91H224V96H225V93H228V92H232L231 93V95L229 94V95H227V96H225L224 98H225V101H223L224 103H225V106H223L224 105V103L222 102V100H221V102H219V99H221L219 96H217V94L220 92V90H219V92H218V89H219ZM248 87H246V88H248ZM261 87V88H260ZM16 88V87H15ZM22 88H24V87H22ZM84 88H86V90L87 89H89L90 88V90H92L90 93L89 92H87V93H85V90H84V93H82L83 91V89ZM127 88H128V86H127ZM126 88V89H127ZM130 88V87H129ZM164 89L166 88V87H163ZM217 88V89H216ZM232 88V89H231ZM241 88V89H242ZM21 89V88H20ZM66 89V91H67V88H65ZM119 89H117V90H119ZM138 89L139 88H137V90L136 91H138ZM141 89V88H140ZM139 89V90H140ZM173 89H174V87H173ZM254 89V88H253ZM146 90V89H145ZM170 90H171V88H170ZM208 90H210V91H208ZM217 92H216V91ZM229 90V91H228ZM230 90H233V91H230ZM238 91H240V89H237ZM69 91V90H68ZM87 91H89V90H87ZM106 91V92H105ZM127 91H128V89H127ZM133 91V90H132ZM188 91V92H187ZM189 91H191V92H193V95H194V100H195V98H198V97H200L201 96V98L202 97H204L205 99H204V101H203V103H201L202 101H200V103H199V99L197 100L198 101V103L200 104V106L199 107H202V109L200 108L199 110H201V114H200V117L195 121V122H193L192 123V120L190 121L191 122V124L193 125V126H190V127H188L187 128V130L185 131V126H184V124L185 123H187V125H190L189 124V120H188V118L187 117H189L190 116V118L191 117H193V115H191L190 113H189V111H191V103H194V102H191V101H193L192 99L193 98H191L190 96H188V95H190V92ZM213 91V92H212ZM221 91V92H222ZM235 91V92H234ZM245 91V90H244ZM250 91H253V90H250ZM78 92H79V94L80 93H82V94H80L81 96L83 95H86L85 97L87 98V95L89 96L88 97V99L87 100H89V101H91V102H89V101H87L86 100V102H88L87 104L89 105V106H87V104L85 103V102H83L82 101V107H79V105H80V103H78V105H74V104H77L76 102H81V99H82V97L80 98L79 97V94H78ZM117 92V91H116ZM177 92V93H176ZM184 92V93H183ZM211 92V93H210ZM216 92V93H215ZM109 93V92H108ZM111 93V94H112ZM120 93H121V91H120ZM119 93V94H120ZM189 93V94H188ZM110 94V93H109ZM161 94V95H160ZM7 95V94H6ZM133 95V96H132ZM198 95V96H197ZM220 95V94H219ZM72 96V95H71ZM96 96L98 97V98H100V99H96ZM112 96H113V94H112ZM111 96V97H112ZM118 96V95H117ZM229 96V97H228ZM79 97V98H78ZM222 97H223V94H222ZM226 97H228V98H226ZM27 98L29 99L30 97H26V100H27ZM84 98V97H83ZM110 98V97H109ZM125 98V97H124ZM91 99V100H90ZM106 99V98H105ZM132 99H133V101H132ZM203 99V98H202ZM223 99V98H222ZM75 100H77V101H75ZM83 100V99H82ZM113 100V99H112ZM117 100H118V98H117ZM201 100V99H200ZM236 101L238 100V99H235ZM75 101V102H74ZM93 101V102H92ZM108 101V100H107ZM74 102V103H73ZM95 102V103H94ZM105 102V101H104ZM133 102V103H132ZM66 103V104H67ZM98 103V104H99ZM101 103H103V100H102V102ZM220 103V104H219ZM222 103V104H221ZM228 103V102H227ZM230 103H232V102H230ZM234 103H235V101H233V104H229V106L230 105H234ZM240 103H241V101H240ZM35 104V103H34ZM84 104H85V106L87 107V109H85V106H84ZM91 104V105H90ZM105 104V103H104ZM104 104H102V105H104ZM106 104H108V103H106ZM138 104V105H137ZM162 104V106H160ZM175 105V107L173 108L172 106H174ZM237 104H239V102L237 101ZM241 104H243L244 105V103H241ZM74 105V106H73ZM101 105V104H100ZM222 105V106H221ZM243 105H240L239 107L241 108V106H242V110H241V113L244 115V111L243 110H246L247 109V107L246 108H244V106ZM245 105H246V103H245ZM42 106V105H41ZM106 106V105H105ZM71 107V108H70ZM75 107H77V108H75ZM79 107V108H78ZM99 107V106H98ZM225 107V108H224ZM42 108H43V106H42ZM73 108H75V109H73ZM80 108H82L81 109V111H80ZM88 108H90V112H89V109ZM104 108V107H103ZM192 108H194L193 107V105H192ZM232 108V107H231ZM230 108V109H231ZM234 108V107H233ZM0 109H1V105H0ZM49 109V108H48ZM78 109V110H77ZM85 109V110H84ZM124 109V108H123ZM229 109V108H228ZM229 109V110H230ZM237 109H239V108H237ZM3 110V109H2ZM76 110V111H75ZM116 110V111H115ZM133 110H131V112H134ZM219 110V112L215 115V111H218ZM231 110H233V109H231ZM59 111V110H58ZM85 111V112H84ZM120 111V110H119ZM138 111V112H137ZM9 111L7 110V113H8ZM13 112H16V111H10V113L12 114ZM79 112V113H78ZM233 112V111H232ZM240 112V111H239ZM238 112V113H239ZM55 113H57V111L55 112ZM54 113V114H55ZM59 113V112H58ZM82 113V114H81ZM96 113V114H97ZM192 113V112H191ZM14 114H17V113H14ZM51 114H52V112H51ZM54 114H52V115H54ZM60 114V115H61ZM186 114H188V116L186 115ZM193 114V113H192ZM79 115V116H80ZM224 115H222V117L224 116ZM228 115V114H227ZM234 115H237V112L235 111V114ZM12 116H14V118L15 117H18L19 115H12ZM59 116V115H58ZM78 116V117H79ZM94 116V115H93ZM93 116H91V117H93ZM98 116V115H97ZM96 116V117H97ZM187 116V117H186ZM198 116V115H197ZM129 117H131L130 119H129ZM187 119H186V118ZM228 117V116H227ZM13 118V117H12ZM19 118V117H18ZM84 118V119H85ZM98 118V117H97ZM195 118H196V116H195ZM195 118H193V121H194V119ZM226 118V117H225ZM23 119H24V117H23ZM28 119V118H27ZM26 119V120H27ZM29 119H31V118H29ZM28 119V120H29ZM186 119V120H185ZM236 119H238V118H236ZM27 120V121H28ZM31 120H34V119H31ZM30 120V121H31ZM59 120H62V119H59ZM92 120V119H91ZM98 120V119H97ZM133 120V119H132ZM226 120H228V118L226 119ZM242 120V119H241ZM23 121V120H22ZM34 121H37V123H38V121H40V119L39 120H34ZM34 121H31V122H33V123H31L32 125L35 123ZM94 121H95V119H94ZM101 120L99 119V122H100ZM186 121H188V122H186ZM219 122V123H214V122ZM229 122H230V119L228 120ZM231 121H233V120H231ZM41 122H43L42 123V125H40L41 127H39V128H37L38 129V131H40V132H38V133H41V131H42V134H43V132H47V135H50V134H52L51 132H49L50 130H48V129H50V125H49V127H48V125H46V124H44V121H41ZM46 123H49V121H45ZM69 122H71L72 123V121H69ZM74 122V121H73ZM120 122V121H119ZM122 122H121V124H122ZM227 122V121H226ZM51 123H52V121H51ZM54 123V122H53ZM76 123H79V122H74V123H72L75 127L78 125H76ZM93 123V122H92ZM98 123V121H96V124ZM231 123V122H230ZM10 125H12L11 124V121H10V123H9ZM8 124V126H9V128H10V125ZM24 123H21V125H23ZM30 124V123H29ZM55 124H56V122H55ZM55 124H53V126L55 125ZM58 124V123H57ZM216 124V125H215ZM233 124V123H232ZM246 124V123H245ZM247 124H249V123H247ZM246 124V125H247ZM19 125V124H18ZM21 125L19 126V127H21ZM26 124H24L22 127H23V129H24V127L26 128V130H28V131H30V129H31V126L29 127L30 129H28L26 126H25ZM39 125V124H38ZM44 125V126H43ZM61 125V124H60ZM83 125V126H82ZM122 125H124V124H122ZM186 125V124H185ZM187 125H186V127H187ZM234 125V124H233ZM243 125V124H242ZM43 126V127H42ZM56 126H58V125H56ZM56 126H54L55 128H57ZM145 126V125H144ZM249 126V125H248ZM260 126V125H259ZM12 127H14L15 128V126H13L12 125ZM11 127V129L13 130V128ZM36 127H37V124L35 125V127H33V128H35L36 129ZM46 127V128H45ZM53 127V128H54ZM126 127H124L125 129H126ZM151 127V126H150ZM150 127H148L149 128V130L148 131H151L150 130ZM153 127V126H152ZM155 127V126H154ZM48 128V129H47ZM54 128V129H55ZM122 128V127H121ZM120 128V129H121ZM142 128V127H141ZM146 128V127H145ZM147 128V129H148ZM156 128H158V127H156ZM156 128H153V131H154V129H156ZM10 129V130H11ZM34 129V130H35ZM45 129V130H44ZM58 129V128H57ZM59 129H61V127L59 128ZM58 129V130H59ZM123 129V128H122ZM127 129V130H128ZM139 129V128H138ZM189 129H191V131H189ZM25 130V129H24ZM65 130V129H64ZM96 130V129H95ZM116 130V129H115ZM114 130V131H115ZM124 130V129H123ZM235 130V131H234ZM16 131V130H15ZM14 130H13V132H15ZM28 131H24L23 132V134H22V137L23 136H28L29 137V139L30 138H32V133H29ZM37 131V130H36ZM55 131V130H54ZM73 131V130H72ZM113 131V132H114ZM125 131V130H124ZM137 131V130H136ZM144 131L145 132H147L146 131V129H144ZM187 131H188V133H187ZM238 131V130H237ZM249 131V130H248ZM261 131H264V122H263V124L261 125ZM21 132H22V130H21ZM33 132V131H32ZM35 132V131H34ZM33 132V133H34ZM49 132V133H48ZM56 132H59V131H56ZM74 132H76V131H74ZM73 132V133H74ZM76 132V133H77ZM131 132V131H130ZM132 132H133V130H132ZM131 132V133H132ZM144 132V133H145ZM11 133V132H10ZM35 133H37V132H35ZM37 133V136L36 135H34V139H35V137L36 138H38V137H42L43 136V138H45L46 137V139H50L49 137H47V136H45V135H40L39 136V134ZM55 133V132H54ZM53 133V134H54ZM60 133V132H59ZM68 133V132H67ZM94 133V132H93ZM115 133H116V131H115ZM118 133V132H117ZM120 133H121V131H120ZM120 133H118V134H120ZM125 133V132H124ZM128 133V132H127ZM140 133V132H139ZM235 133H234V135H235ZM13 134V133H12ZM18 134V133H17ZM44 134H46V133H44ZM71 134V133H70ZM97 134H99L100 135V133H97ZM151 134V133H150ZM188 134H191L192 136L193 135H195V136H197L198 138H200V140L197 138V139H195V141L193 142V145L189 148V149H186V147H188V146H186V144L188 145L189 144V142L187 141L188 140V137L189 136H191V135H188ZM21 135V134H20ZM74 135V134H73ZM92 135V134H91ZM91 135H90V138H91ZM249 135V134H248ZM31 136V137H30ZM76 136V135H75ZM83 136V135H82ZM93 136H97L98 137V135H93ZM101 136V135H100ZM105 136V138L107 139V137ZM119 136V137H118ZM122 136V135H121ZM124 136H127V135H124ZM129 136V135H128ZM139 136H140V134H139ZM229 136V137H228ZM131 137V136H130ZM137 137V136H136ZM148 137H150V136H148ZM152 137V136H151ZM194 137V136H193ZM204 138L205 137V139H203V140H206L205 142L204 141H201L202 139L201 138ZM225 137V139H227ZM104 138V137H103ZM102 138V139H103ZM105 138L103 139V140H105ZM127 138V137H126ZM125 138V139H126ZM132 138V137H131ZM164 138V139H163ZM208 138V139H207ZM241 138H242V136H241ZM264 138V137H263ZM52 139H53V137H52ZM77 139H80V138H77ZM83 139V138H82ZM108 139H110V137H108ZM128 139V138H127ZM150 139V138H149ZM223 139V140H222ZM244 139V138H243ZM252 139V138H251ZM37 140H39V138L37 139ZM41 140H42V138H41ZM97 140V139H96ZM100 140V139H99ZM103 140H101V142H103ZM161 140V141H160ZM162 140H164V141H162ZM167 140V141H166ZM199 140V141H198ZM233 140V139H232ZM240 140H242V139H240ZM245 140V139H244ZM250 139H248L247 141H249ZM262 140H264V139H262ZM36 141V140H35ZM80 142H82V140H79ZM88 140H86V142H87ZM112 141V142H113ZM128 141V140H127ZM129 141H131V140H129ZM153 141V140H152ZM154 141V142H155ZM188 143H187V142ZM201 141V142H200ZM251 141V140H250ZM261 140H259V142H260ZM37 142V141H36ZM35 142V143H36ZM45 142H47V141H45ZM52 142H53V140H52ZM52 142H50L49 141V143H44V147L45 148H49V146H48V144H51ZM110 142V141H109ZM139 142V143H138ZM146 142H147V140H146ZM161 142H165V145L164 144H161ZM200 142V143H199ZM203 142H204V145H203ZM241 142V141H240ZM243 142V144H244V142H245V144H246V140L245 141H242ZM252 142V141H251ZM255 143H256V147L254 146V148L256 149V148H258L257 147V145H259L260 143H258V141H254ZM264 142V141H263ZM38 143V142H37ZM136 143V144H135ZM151 143V142H150ZM192 143V142H191ZM47 144V145H46ZM87 144V143H86ZM106 144V143H105ZM144 144V143H143ZM248 144V143H247ZM262 145H263V143H261ZM57 145V144H56ZM190 145V144H189ZM223 146L222 148L220 147V146ZM241 145V144H240ZM262 145H259V147L260 146H262ZM47 146V147H46ZM55 146V145H54ZM65 146V145H64ZM74 146V145H73ZM76 146V145H75ZM122 146H126V150H123L122 149ZM186 146V147H185ZM198 146V147H197ZM239 146V145H238ZM242 146V145H241ZM249 146V145H248ZM206 147H208V145L207 146H205V147H203V148H205L206 149ZM65 148V149H64ZM68 148V147H67ZM75 148V147H74ZM125 148V147H124ZM202 148V149H203ZM244 148H246V147H244V146H242V148H238L237 147V149H244ZM252 149H253V147H251ZM50 150H51V148H49ZM77 149V148H76ZM249 149V148H248ZM251 149V150H252ZM207 150V149H206ZM225 150V149H224ZM127 152L125 155V158H123L124 160H126V161H128L126 164H124L123 162H120L121 161V158H122V154L124 153V152ZM197 151V152H198ZM203 151H204V149H203ZM202 151V152H203ZM216 151H218V152H216ZM250 151V150H249ZM248 151V152H249ZM254 150H252V152H253ZM48 152H50L51 153V151H48ZM139 152V151H138ZM195 152V153H194ZM243 152H245V149H244V151H242V153ZM246 152H247V150H246ZM251 152V153H252ZM149 153V152H148ZM201 153V152H200ZM258 152H256L255 154H257ZM1 154V153H0ZM47 154V153H46ZM45 154V155H46ZM46 155V156H48L49 157V155ZM136 154V153H135ZM134 154V155H135ZM225 153H223L222 155L223 156H225L224 155ZM236 154H238V158L236 157ZM246 154V153H245ZM245 154H244V156H245ZM149 155H150V153H149ZM188 155H187V157H188ZM249 155V154H248ZM251 155V154H250ZM249 155V156H250ZM3 156V154L1 155V157ZM182 156V155H181ZM252 156V155H251ZM253 156H254V154H253ZM12 157H14V155L12 156L11 155V158ZM47 157V158H48ZM236 157V158H235ZM258 156H256V158H257ZM3 158H4V156H3ZM2 158V159H3ZM15 158V157H14ZM50 158V157H49ZM70 158V159H69ZM72 158V159H71ZM76 159V161H78V163L75 165L74 164V162L72 161L73 159ZM135 158V157H134ZM145 158V157H144ZM171 158V159H172ZM184 158V157H183ZM186 158V157H185ZM214 158V157H213ZM216 158V157H215ZM222 158V157H221ZM229 158V157H228ZM255 158V159H256ZM37 159H39V158H37ZM74 159V160H75ZM99 159H101V160H99ZM103 159V160H102ZM109 159V161L108 162H105V161H107ZM149 159H150V157H149ZM172 159V160H173ZM181 159H182V157H181ZM187 159H189V158H187ZM187 159H185V161H186V164H184V165H182L181 164V166L183 167V169L185 170V168H186V166L187 165H189V163L190 162H188V161H190L191 160V158H190V160H188L187 161ZM245 160L247 159V158H244ZM254 159V158H253ZM0 160H1V158H0ZM98 160L99 161H101L100 163H98L97 165H96V162H98ZM147 160H148V158H147ZM245 160H244V163H245ZM263 160V159H262ZM4 161V160H3ZM150 161V162H151ZM191 161H193V160H191ZM223 161H224V159H223ZM240 161H241V159H240ZM239 161V162H240ZM256 161H257V159H256ZM256 161H254V162H256ZM260 161V160H259ZM1 162V161H0ZM51 162V161H50ZM93 162H94V164H95V166H94V168L92 167V169H91V166L90 165H92L93 164ZM138 162V161H137ZM194 162V161H193ZM52 163H51V167L53 166L52 165ZM106 163H108V164H106ZM117 163H119V164H117ZM143 163H144V161H143ZM181 163V162H180ZM180 163H178L179 164V167H180V170H182L181 169V166H180ZM220 163H222V162H220ZM220 163H217V161H216V164H219L220 165ZM241 163V162H240ZM244 163H242V164H244ZM257 163V162H256ZM136 164V167H134V165ZM142 164V162L140 163V165ZM191 164V163H190ZM264 165V164H263ZM203 166V165H202ZM226 166V165H225ZM256 166H258V164L256 165ZM255 166V167H256ZM57 167V168H58ZM142 167H143V165H142ZM200 167V166H199ZM198 167V168H199ZM216 167V166H215ZM219 169H220V166H217ZM216 167V168H217ZM217 168V169H218ZM63 169H62V171H63ZM99 169V168H98ZM112 169H113V167H112ZM131 169V170H130ZM168 169H167V171H168ZM200 169V168H199ZM198 169V170H199ZM221 169H225V167H223V168H221ZM57 171H58V169H56ZM107 170V169H106ZM111 170V169H110ZM110 170H109V172H106L105 171V173L102 175V177L100 178L101 180H103V181H101V182H104L107 186H108V188H109V186L111 187V186H115L116 187V185H118L119 184V180H122L123 181V179L124 180H126L127 182L130 180V177H128V175H125L126 173H124V175H123V172H121L120 174L118 173H116V171L115 172H110ZM114 170V169H113ZM138 170V171H137ZM145 170H143L144 172H145ZM175 170V169H174ZM202 170V169H201ZM258 170V168L256 169V171ZM262 170H264V169H261V175L260 176H262V175H264L263 173L264 172H262ZM173 171V170H172ZM183 171V170H182ZM205 171V170H204ZM225 171V170H224ZM120 172V171H119ZM145 172V173H146ZM260 172H254L255 174H260ZM131 173V172H130ZM173 173H174V175H175V171L174 172H172V177H174V175H173ZM201 173H202V171H201ZM222 173V172H221ZM135 174V178L137 177V176H140V173H134ZM133 174V175H134ZM171 174V173H170ZM196 174H197V172H196ZM195 174V175H196ZM204 174V173H203ZM63 175V174H62ZM87 175V174H86ZM143 175V174H142ZM88 176H89V178H90V175L88 174ZM161 176V177H160ZM168 176H169V173H168ZM176 176V175H175ZM191 176V175H190ZM99 177H100V175H99ZM170 177V176H169ZM181 177V176H180ZM182 177H185V176H183L182 175ZM197 177V176H196ZM195 177V178H196ZM201 177H203V176H198L197 177V180H198V178H199V181L197 182V183H199V184H204V186L206 185V181H205V178H201ZM254 177V176H253ZM31 178V177H30ZM28 179V178H25L24 179V181H23V183H21L22 182V180L20 181H17V182H15V181H12L13 183H14V185L15 184H17L18 182L22 185H27L28 187H29V190H30V192L32 193V194H34V192L36 193V192H38V194L37 195H41L40 193H44L43 195H41V196H44L45 194V196L44 197H46V198H43V199H47L46 201H49V200H51L52 202H53V205H56V207H55V215L56 216H76V218L78 219V216H106V214H105V210L107 209V210H111L112 209V206H113V203L115 204V202H113L114 200H113V197H112V194L110 193V191H109V189H108V191L106 192L105 190L107 189H104L105 187H97L98 185H100L101 186V184H98L97 185V183L98 182H100V180L99 181H97V183H95L94 185H93V187L96 185V187H92V188H90V190H88V189H86L85 188V191L87 190V192H85V193H81L80 194V192L79 193H77V192H75L74 191V193H73V191H71V189H70V187H66V186H63V185H61V184H63V183H61V181L59 182V181H56V182H51L52 183V185H53V187H56V190L54 191V192H57L58 194H59V192L61 191V190H63V191H61L60 193L63 195V193H64V189H65V191H67V189H70V190H68L67 192H68V195L70 194V193H73V198H69V196H67L69 199H67V201H68V203H70L71 205H64L65 203L63 202V200L62 201H60V200H58V202H54L55 200H54V197H53V200H52V196H49V193L52 191L51 190V188H53L52 186H51V184H49L50 183V181H49V183H48V181H45V179L43 180V179H41L42 177H40L38 180L36 179L37 177H32L31 179ZM35 178V179H34ZM132 178V177H131ZM135 178H134V181L136 182V180H135ZM177 178H178V176H177ZM192 178H193V176H192ZM194 178V179H195ZM92 179H96V177H95V174H94V178H93V174H92V177H91V179H89V180H92ZM98 179V178H97ZM138 179V178H137ZM186 179H188V178H186ZM185 179V180H186ZM48 180V179H47ZM94 180H92V182L90 183L91 184V186H92V184H93V181ZM178 180V179H177ZM182 180V179H181ZM181 180L179 181V184H180V182H181ZM183 180H184V178H183ZM184 180V181H185ZM189 180V179H188ZM196 180V179H195ZM196 180V181H197ZM253 180V179H252ZM72 181V182H71ZM96 181V180H95ZM94 181V182H95ZM117 181H118V183H117ZM157 180H155L154 182H156ZM157 181V182H158ZM203 181H205V183L203 182ZM255 182H257V180H254ZM9 183L11 182V181H8ZM107 182V183H106ZM187 182V183H186ZM12 183V184H13ZM53 183H56V184H53ZM87 183H88V180H87ZM137 183V182H136ZM135 183V186L137 187V184ZM138 183H139V181H138ZM182 183H184V182H181V185H182ZM243 183V182H242ZM11 184V183H10ZM9 184V185H10ZM11 184V185H12ZM49 184V185H48ZM61 186H60V185ZM89 184V185H90ZM104 184V185H105ZM157 184V183H156ZM178 184V181H177V183L176 184H174V186H175V188H178V186H179V189L181 190V185H177ZM185 184L187 185H182V189H183V186H186V187H184V188H186V192H184L185 194H186V196L188 197V196H190V193H188V190L190 189L189 188V186H188V181L186 180L185 181ZM196 184V183H195ZM18 185V184H17ZM88 184H86V186H87ZM103 185V184H102ZM105 185V186H106ZM59 186V187H58ZM139 186V185H138ZM197 186V185H196ZM202 186V185H201ZM246 185H244V187H245ZM252 186H254V185H252ZM66 187V188H65ZM199 187V186H198ZM104 189V190H102V192L101 191H99V189ZM112 188V187H111ZM114 188V187H113ZM189 188V189H188ZM191 188H193L194 189V187H191ZM199 188H201V187H199ZM157 189H160V188H157ZM163 189V188H162ZM193 189H191L190 191H191V193L193 194ZM202 189V188H201ZM247 189V188H246ZM48 190H50L49 192H48ZM59 190V191H58ZM185 190V189H184ZM9 191V190H8ZM10 191H11V189H10ZM46 191V192H45ZM71 191V192H70ZM125 191V189L122 191V193ZM183 191V190H182ZM63 192V193H62ZM67 192L65 193V194H67ZM101 192V193H100ZM9 193V195H7L8 197L11 195L10 193L11 192H8ZM189 195H188V194ZM195 193H197V191L195 192ZM237 193H238V191H237ZM183 194V193H182ZM35 195V194H34ZM123 195V194H122ZM125 200L124 201H122L120 204H115L114 206L115 207H117L118 206V208L121 210V208H122V212H124V214H123V216H152V203L154 204V200H155V198H156V196L154 197V199L152 198V196H151V198L149 199L148 198V202H147V200H145L143 203L145 204V207H139V206H137V205H135V204H133V202L134 201H136V199L132 202L131 201V199H130V197H129V195H128V193L126 192L125 194ZM177 195V194H176ZM181 195V194H180ZM184 195V194H183ZM254 195V196H253ZM258 195L260 196V197H258ZM257 195V199H256V193L254 194H252L251 196L250 195H248L249 196V198L251 197H253L255 200H257V201H260V203L262 202V200L263 199H261L262 197H261V195L262 194H258ZM12 196V195H11ZM10 196V197H11ZM21 196V195H20ZM24 196V197H23ZM149 196V195H148ZM174 196V195H173ZM172 196V197H173ZM247 196V197H248ZM27 196L26 195H22V197H16L17 199H20L21 200V202H20V200H17L18 202H20V203H22V204H26V203H23L22 201H29L30 200V198H32V197H30V196H28V198H26ZM30 197V198H29ZM50 197V198H49ZM161 197V196H160ZM178 197H180L179 195H177V198ZM246 197V196H245ZM246 197V198H247ZM14 198H15V196H14ZM15 198V199H16ZM48 198H49V200H48ZM171 198V197H170ZM246 198H244L245 200H246ZM258 198H259V200H258ZM27 199V200H26ZM29 199V200H28ZM152 199V200H151ZM179 199V198H178ZM178 199H176L177 201H174V197L171 199L173 202H178L179 200ZM180 199H182L181 197H180ZM242 199V198H241ZM243 199V200H244ZM253 199V200H254ZM249 200V199H248ZM251 200V199H250ZM252 200V201H253ZM60 201V202H59ZM172 201H170L171 203H170V205L173 203ZM63 202V203H62ZM147 202V203H146ZM244 202V201H243ZM28 203V202H27ZM55 203V204H54ZM116 203H117V201H116ZM138 203V202H137ZM247 203H249V201H247ZM251 203V202H250ZM262 203H264V202H262ZM252 204V203H251ZM78 205H80V207H83V208H85V210L82 212L81 210H80V208H79V210H80V212H79V210L77 209L78 208ZM117 205V206H116ZM113 206V207H114ZM120 206V207H119ZM164 206V205H163ZM208 206V205H207ZM213 206V204H211V208H213L212 207ZM242 206V205H241ZM38 207V210L36 211V207H35V211H33V212H31L29 209H26L25 210V216H31V215H33V216H35L37 213H39V214H42V216H51V214L50 213H52V211L51 212H49L50 211V209L48 210V208L47 207H39V206H37ZM115 207L113 208V209H115ZM166 207V209L168 208V210H169V208H170V206L169 207H167V206H165ZM208 208V207H207ZM211 208H209V209H211ZM248 208H252V207H248ZM255 208V207H254ZM254 208H252V209H250V210H253ZM165 209V210H166ZM217 209V208H216ZM219 209H220V207H219ZM10 210V209H9ZM76 210H78V214H75V211ZM160 210H163V208H161L160 207V209H157L156 211L157 212H159ZM165 210H163V211H165ZM244 210V209H243ZM156 211H154V212H156ZM201 212H203V211H205V210H200ZM213 211H215V209H213ZM246 211H248L247 213L248 214H250L251 212H249V210H246ZM246 211H244V212H246ZM255 211H256V209H255ZM2 212V211H1ZM12 212V211H11ZM167 212V211H166ZM166 212H164V213H166ZM170 212V210L168 211V213ZM219 213H220V211H218ZM217 211L215 212V213H218ZM252 212H254V211H252ZM10 212L8 211V209L6 210V211H3V218L4 217H6L7 218V220H9V217L11 216V213L9 214ZM141 213H143V214H141ZM145 213V214H144ZM161 213H163L162 211L160 212V214ZM211 213H212V209H211ZM219 213L217 214V215H219ZM234 213V212H233ZM233 213H232V215H233ZM1 214V213H0ZM157 214H159V213H157ZM230 214H231V212H230ZM229 214V215H230ZM248 214L245 216L246 217V221L245 222H243L245 225H248L249 223V225H251V227L253 226L252 224H255L256 225V221H254L255 220V218L254 217H258V215H260L259 214V212H257L256 214H257V216H256V214L254 213V217H252V216H249V218L250 217H252V219H254L253 221L254 222H249L248 224H246L247 222H248V220L247 219H249L248 218ZM2 215V214H1ZM181 215V214H180ZM211 215V214H210ZM216 214H215V216H217ZM223 215V214H222ZM221 215V216H222ZM251 215H252V213H251ZM163 216V215H162ZM212 216H214V213H213V215ZM230 217H232V216H230ZM230 217H228L229 218V220H230ZM263 217H264V215L262 216H260V219H259V221H260V224H263L264 225V220H263ZM0 218H1V216H0ZM98 218V217H97ZM251 219V218H250ZM262 219V220H261ZM3 220H5V218L3 219ZM213 221V220H212ZM230 221H232V220H230ZM233 221H235L236 223H235V225L237 226V221H238V219L236 218V220H233ZM250 221V220H249ZM1 222V221H0ZM4 222V221H3ZM87 222V221H86ZM94 222H96L97 223V227H95V226H92V227H90V225H89V227L88 228H86L85 229V232L83 231L82 233L81 232H78V231H76L75 233L76 234H74V231H73V235H76L77 236V238L80 240V241H82V242H84V243H86V244H90L91 243V241L92 240H94V239H96V240H98V241H101L100 240V238L102 239H104L105 237H107V236H112V235H114V234H119V232H122L120 229H119V232H118V230H108V229H110V227L108 228L107 227V225H105V224H107V223H104L105 221H103L102 220V218H99V220L98 219H95V221ZM222 222V221H221ZM258 222V221H257ZM90 223V222H89ZM213 223H214V221H213ZM219 223V222H218ZM1 224H3V223H0V225ZM134 224V227L135 226H137V223H133ZM215 224H217V222H215ZM258 224V223H257ZM4 225H5V227H9L10 229H11V236L9 237L8 235V239H11V241L12 242H10L9 244H7L8 245V249L7 250H5V248H4V252H2V251H0V252H2V254L3 255H6L7 257H8V259L10 258V260H11V262H8L7 260V263H9V264H15V262L16 263H18V264H20V262H17V260H18V258H19V256L23 259V264H25V262L26 261H32V260H35L36 259V257H35V255L32 253V252H28V253H25V254H20V255H18L17 254V251L15 250V248H16V245L17 244H19V242L21 241L22 242V235L20 234V233H18V230L16 231V230H14V226H12V225H9V223H6V220H5V223H4ZM4 225H2V226H4ZM214 225V224H213ZM220 225V224H219ZM239 225V224H238ZM259 225V224H258ZM263 225H261V226H263ZM216 226V225H215ZM224 226V225H223ZM226 226H228V225H226ZM235 226V227H236ZM261 226H260V228H261ZM133 227V226H132ZM133 227V228H134ZM211 228H212V226H210ZM222 227V226H221ZM230 227V226H229ZM227 227L228 229H226L225 228V230H227L228 232H232L233 233V235H234V233H236L237 231V233H236V236L237 237H239V238H241L242 236H240L238 233L239 232H243L244 231V235L243 236H246V237H248V239H250V238H252L253 239V235H251V232H253L252 230H251V227H250V229H246L247 231H245L244 229H241V231H240V229H239V226L237 227L239 230H237V228H235L234 226V228L232 227ZM244 227V226H243ZM249 227V226H248ZM259 227V226H258ZM264 227V226H263ZM2 228H4V227H1L0 226V231L2 232ZM108 228V229H107ZM133 228H131V229H133ZM138 228H139V226H138ZM217 228V227H216ZM253 228V227H252ZM6 229V228H5ZM144 229H146V228H144ZM217 229H219V228H217ZM221 229H223V228H220V230H217L216 232H214V233H217L218 231H221ZM233 229V230H232ZM264 229V228H263ZM7 230H8V228H7ZM26 231H28L27 229H25ZM126 230H128V229H126ZM140 230V229H139ZM224 230V229H223ZM16 231V232H15ZM20 231V230H19ZM141 231H142V229H141ZM140 231V232H141ZM234 231H236V232H234ZM8 232V231H7ZM7 232H6V230L4 231V232H2V234H7ZM21 232H22V230H21ZM78 232V233H77ZM173 232V231H172ZM224 232V231H223ZM250 232V233H249ZM264 230L261 232L262 233V235H263V237H264ZM123 233V232H122ZM139 233V232H138ZM142 233V232H141ZM171 233V232H170ZM175 233V232H174ZM179 232H177V234H178ZM182 233V232H181ZM249 233V234H248ZM23 234H25V233H23ZM126 234V233H125ZM133 234V233H132ZM135 234V233H134ZM133 234V235H134ZM182 234H184V233H182ZM182 234H179L180 236L182 235ZM191 234V233H190ZM140 235V234H139ZM139 235H137L138 237H139ZM142 235H143V233H142ZM186 235H188V234H186ZM216 235V234H215ZM260 235V234H259ZM262 235H260V236H262ZM6 236V235H5ZM51 236H53V239H54V235H51ZM57 236L58 235H56L55 236V238H56V240H54V241H57L58 239H57ZM118 236V235H117ZM183 236H185V234L183 235ZM192 236V235H191ZM236 236H234V237H236ZM110 237H107L108 239H110ZM114 237H115V235H114ZM122 237H124V236H121V238ZM135 237H136V235H135ZM134 237V238H135ZM190 237V235H188V238ZM220 236H218L217 238H219ZM222 237V236H221ZM228 237V236H227ZM237 237H236V239H237ZM4 237H3V235H2V238L1 239H3ZM50 238V237H49ZM112 238V237H111ZM118 238H120V236H118ZM125 238H127L128 240H129V237H128V235L127 236H125ZM141 238V237H140ZM185 239L187 238V237H184ZM195 238V237H194ZM193 238V239H194ZM48 239V238H47ZM47 239L46 240H44V247H46V252L47 253H52L51 251H52V249H51V247L53 248V247H55V246H52V245H50V243L49 242H51L50 240H48L47 241ZM60 239V238H59ZM123 239V238H122ZM181 240L183 239V237L182 238H180ZM192 239V238H191ZM236 239H233V241L234 240H236ZM244 239V238H243ZM248 239H246V240H248ZM23 240H24V238H23ZM180 240V243H179V245L181 246H184L185 244L184 243H182V241ZM195 240V239H194ZM219 240H221L220 238H219ZM232 240V239H231ZM241 240V239H240ZM254 240V239H253ZM258 240V242L255 244V245H253L252 246V248L251 249H249V250H247L248 252L247 253H249L250 255H251V257H252V254H253V256H254V254H255V256H256V253L258 254V253H260L261 251H262V258L261 257H259L258 256V259L259 258H261L262 260H261V262H258L257 264H264V238L263 239H257ZM256 240V241H257ZM1 241V240H0ZM6 241V240H5ZM10 241V240H9ZM62 241H63V243H62ZM95 241V240H94ZM112 241H113V239H112ZM118 242H120L119 240H117ZM116 241V242H117ZM136 241V240H135ZM135 241H133V240H129L128 241V244H127V252L126 251H124V252H122V253H124V254H128V255H121V256H124V258H121V260H124L125 259V257H126V259H127V257L129 258L130 256H132V254L134 255V252H135V250H133V249H136V248H139V247H137V243L140 245V247H142L141 245H143L142 243H139V242H135ZM179 241V240H178ZM188 241V240H187ZM191 241V240H190ZM198 241V240H197ZM238 240H236V241H234V243L235 242H237ZM53 242V241H52ZM90 242V243H89ZM114 242V241H113ZM184 242V241H183ZM199 242V241H198ZM243 241H241V243H242ZM56 243H58V244H60V243H62V244H60L61 246H59V248H58V246H57V250H61V248H63L62 250L63 251H65L66 252V250H68V251H70V248L72 249L74 246L71 244L72 242H71V240L69 239V240H65V239H61L60 240V242L58 241V242H56ZM67 243V247H69L68 249H67V247H66V245H64V244H66ZM189 241H188V247H186V246H184V247H182V249L184 250V248L185 249H189L191 246H189ZM245 243H247V245H249L250 243H249V241H245ZM57 244V245H58ZM184 244V245H183ZM186 244V245H187ZM237 244V243H236ZM240 244V242H238V245ZM3 245V244H2ZM1 245V246H2ZM115 245L117 246L118 244H116L115 243ZM121 245V244H120ZM190 245H191V243H190ZM237 245V246H238ZM250 245H252V244H250ZM43 246V245H42ZM112 246H113V243H112ZM144 246H146V245H144ZM179 246V247H180ZM198 246V245H197ZM196 246V247H197ZM206 246H208V244L206 245ZM240 246H241V244H240ZM239 246V247H240ZM243 246V245H242ZM241 246V247H242ZM3 247V246H2ZM41 247V246H40ZM39 247V248H40ZM115 247V246H114ZM113 247V248H114ZM196 247H194L193 248V252H194V249H196ZM209 247V250L211 251V250H213V254L214 253H216V252H218V251H220L219 250V247H218V251H217V248L216 249H212L213 247H211V246H208ZM207 247V248H208ZM238 247V248H239ZM43 248V247H42ZM118 248V247H117ZM133 248V249H132ZM170 249L171 248H173V247H169ZM168 248V249H169ZM221 248V247H220ZM235 248V247H234ZM246 248H247V246H246ZM246 248H244V249H246ZM1 250H2V248H0ZM45 249V248H44ZM55 249V248H54ZM65 249V250H64ZM115 249V248H114ZM114 249H113V251H114ZM140 249V248H139ZM222 249H223V252H224V250L226 251V249L225 248H221V251H222ZM57 250H56V252H57ZM61 250V251H62ZM117 250V249H116ZM126 250V249H125ZM130 250H132V252L130 251ZM138 250V249H137ZM142 250H143V248H142ZM142 250L140 251V250H138V251H140V252H142ZM159 250V249H158ZM172 251L174 250V249H171ZM190 250H192V249H190ZM215 250V251H214ZM6 251V252H5ZM44 251V250H43ZM60 251V252H61ZM67 251V252H68ZM118 251V250H117ZM138 251H136L135 253L136 254H138L137 252ZM164 251H166V250H164ZM171 251V253H174V252H172ZM175 251V250H174ZM231 251V250H230ZM238 251H240V249L238 250ZM244 251V250H243ZM246 251V250H245ZM59 252V251H58ZM126 252V253H125ZM131 252V253H130ZM139 252V253H140ZM163 252V251H162ZM179 252H181V250H179ZM183 252V251H182ZM196 252V251H195ZM207 252H209L208 251V249H207ZM34 253H36V252H34ZM38 253V252H37ZM62 253V252H61ZM117 253V252H116ZM160 253H161V251H160ZM160 253H159V251H158V253H157V256L160 258V260L162 259L161 258V256H160ZM170 252L167 254L166 252H165V255L167 254V255H172ZM197 253V252H196ZM198 253L200 254V252L198 251ZM197 253V254H198ZM221 253V252H220ZM226 253H227V251H226ZM237 253V252H236ZM241 253V252H240ZM243 253V252H242ZM241 253V254H242ZM246 253V254H247ZM2 254H0V264H5V262H4V260H5V258L6 257H2L3 255ZM42 254H44V257L42 258V259H44V260H46V258H45V253H42ZM57 254V253H56ZM56 254L55 253H53V254H51V256L50 255H47V257L48 256H50L49 258H51L52 259V257H54V255H55V257H54V259L56 260L57 258H56ZM118 254V253H117ZM120 254H121V251H120V253L118 254V256H120ZM161 254H163V253H161ZM177 254V253H176ZM222 254V253H221ZM245 254V255H246ZM248 254V255H249ZM261 254V253H260ZM260 254H258V255H260ZM58 255H60V254H58ZM57 255V256H58ZM62 255H64L65 256V254H64V252H63V254H61V256ZM215 255V254H214ZM227 255V254H226ZM249 255V256H250ZM74 256V255H73ZM110 256H113V254L112 255H110ZM143 256H145V255H142V260H145L146 258L145 257H143ZM185 257H187V258H189L187 255H184ZM203 256V255H202ZM201 254H200V259H201ZM220 256H223V254L222 255H219V257ZM229 256V255H228ZM227 256V257H228ZM238 256V255H237ZM236 256V257H237ZM42 257V255H40V258ZM59 257V256H58ZM114 258H108V259H106V260H104V258H103V261H106V262H104V264H114V262H115V259L117 258V257H115V255L113 256ZM140 257H141V255H140ZM166 257H168V256H166ZM172 257H174V256H172ZM175 257H176V255H175ZM174 257V258H175ZM180 257H183V256H180ZM180 257H178V258H176L178 261H179V258ZM185 257H183V258H185ZM242 257V256H241ZM245 257V256H244ZM248 256H246V258H247ZM4 258V259H3ZM38 258V257H37ZM145 258V259H144ZM156 258V257H155ZM191 258H193V257H190L189 259L191 260ZM233 258V257H232ZM257 258V257H256ZM21 259V260H22ZM54 259H53V263L55 262L54 261ZM61 259V258H60ZM63 259H65V258H63ZM126 259H125V261H121V263L123 264H129V259L126 261ZM169 259H170V257H169ZM198 259V258H197ZM235 259V258H234ZM9 260V261H10ZM12 260L14 261V262H12ZM38 261H39V259H37ZM48 260V262H47V264H51V262L49 261V259H47ZM57 260H59V258L57 259ZM66 260V259H65ZM68 260V259H67ZM66 260V261H67ZM131 260V259H130ZM142 260H141V258H140V260H139V262L141 261V264H144V263H142ZM159 260V259H158ZM164 260H166L165 258H164ZM164 260H162V262L164 261ZM181 260H182V258H181ZM230 259H228L227 258V260L226 261H229ZM233 260V259H232ZM231 260V261H232ZM237 260H238V258H237ZM245 260H247V259H245ZM244 260V258H243V261L241 262V260L239 259L237 262L239 263V261L241 262V264L245 261ZM36 261V260H35ZM52 261V260H51ZM61 261V260H60ZM69 261V260H68ZM67 261V262H68ZM116 261H118L117 259H116ZM170 261L172 262L173 261V258L172 259H170ZM183 261V260H182ZM182 261H181V264H182ZM222 261V260H221ZM226 261H223L224 263H227ZM230 261V262H231ZM248 262H246V264H248L249 263V261L250 260H247ZM253 261V260H252ZM50 262V263H49ZM59 262V261H58ZM149 262V261H148ZM174 262L176 263V261L174 260ZM253 262H255V261H253ZM6 263V264H7ZM45 263V262H44ZM52 263V264H53ZM103 263V262H102ZM130 263H131V261H130ZM146 263H147V261H146ZM177 263H179L180 264V261L179 262H177ZM202 264H203V262H201ZM238 264V263H236V262H234L233 261V264ZM245 263V262H244ZM68 264V263H67ZM97 264V263H96ZM115 264H117L116 262H115ZM118 264H120L119 262H118ZM148 264V263H147ZM164 264V263H163ZM183 264H184V262H183ZM211 264H212V262H211ZM215 264V263H214ZM240 264V263H239ZM251 264H252V262H251ZM255 264V263H254Z\"/></svg>",
  "mask_w": 264,
  "mask_h": 264
}]
</instances>
